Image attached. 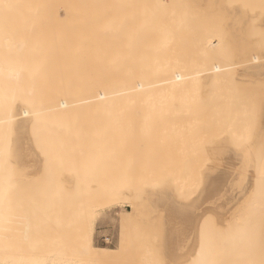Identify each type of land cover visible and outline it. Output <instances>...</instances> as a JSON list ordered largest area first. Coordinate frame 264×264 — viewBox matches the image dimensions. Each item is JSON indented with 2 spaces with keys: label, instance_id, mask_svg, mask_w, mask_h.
Here are the masks:
<instances>
[{
  "label": "rangeland",
  "instance_id": "1",
  "mask_svg": "<svg viewBox=\"0 0 264 264\" xmlns=\"http://www.w3.org/2000/svg\"><path fill=\"white\" fill-rule=\"evenodd\" d=\"M90 1H92V0H90ZM109 1V0H108ZM107 0H104L103 2L105 3V4H107V5H109V6H107V5H105V4H103L104 6H107V7H111V4H109V2H108ZM147 1V0H146ZM145 1V2H146ZM169 1V7H172V8H174L173 6H174V4H175V6H177L176 5V2H180V4H181V6L184 8V9H187L188 8V0H168ZM172 1V2H171ZM174 1V2H173ZM229 1H231L232 2V0H229ZM234 1H236V0H233V2ZM241 1H242V3H241ZM250 1H251V3H252V5H256V6H252L251 5V3H250ZM256 1L258 2V0H239V2H238V0L236 1V3L235 4H233V5H229V6H232V7H238V8H241V10L242 11H245L246 13H247V17L246 16H244L245 18H243V21H246V23H247V25H246V27L244 28V30H243V35H244V42H243V45L241 46V48L239 49V50H236V49H234V48H231V47H227V48H225L224 47V49L226 50L225 51V55L227 56V55H230L231 56V58H223L222 59V56L220 57V55H218L217 57H211L210 58V56H209V54H208V52L206 51V49H204V44L203 43H209V42H212V40H211V38L210 39H205L204 37L202 38V36H200V37H195V35L198 33V32H202V33H206L207 32V34L208 35H210L214 30H218V32L216 31L215 33H216V35H218V36H216L217 37V39H218V37H219V40H221L220 41V43L221 42H223V40L225 41V39H227V37H229L228 35H227V33H228V31H227V29H225L227 26V24L229 23L228 22V16L226 17V15H224V14H219V15H213V17L215 18L216 16H217V18H219L220 17V15H222V16H224V19L226 18V19H228V20H226L225 19V22H224V20H223V18L221 19V17H220V21H221V23L219 22V19H217V18H215L218 22H219V24H218V22L217 21H215L216 22V26H214V27H211V25L213 26V25H215V23H214V19L213 20H211V18H210V16H212V15H206V14H202L201 13V15H200V12H196V11H193L192 9H190L191 11V14H190V12H185V11H181L180 13V15L178 16V17H180V20L178 21V19L179 18H175L176 19V21H173L174 23H171V21L170 22H168V24L169 23H171V25L172 26H174V25H176L175 23H178V24H180V23H182V28L181 29H183L182 30V35H181V39H182V43H184V41H185V45H187V46H185L184 44H182L181 43V45H182V47H183V49L182 48H180V47H178V46H180L179 44H177V42L178 41H181V40H179L178 39V37L177 36H175L176 35V33H180L179 31L180 30H178V31H176L177 29H178V27H180V25L178 26V25H176L175 26V28H174V30H173V27L171 28V25H170V29L168 30V33H167V36L165 37L166 39H167V41L166 42H168V43H166V45H164L165 47H161L162 49H164V51H163V53H164V55H159L158 56V58H160V59H168L169 60V64H167V70H170V71H168L167 72V70L165 69V73L167 74V73H170L171 72V74H169L170 76L171 75H173L174 73V71L176 72V73H181V75H184V74H186V73H190V71L188 70V69H192L191 71L192 72H194L193 70H197V71H200V72H203V71H206L207 69H205V68H207V65H208V67L210 66H212V64L214 65V63H212L211 64V62H210V64L211 65H209V61H212L211 59H213L214 61H220V59H221V61L222 60H224V61H222V62H224V64H225V66H227L226 64H229L230 65V67H228V68H225L223 65H221V66H223L224 67V69H221V70H223L224 72L221 74V76H220V78H215V79H217L218 80V82H219V84H218V86H219V90L218 91H226V90H229V89H232L231 87H236V85L238 86V84L240 83L241 85H239L238 86V89L236 88L235 90H233V91H235L236 92V90H237V92L239 91V89L242 91V92H244L245 94H247V99H245L244 97H246V95L244 94V95H240L241 97L242 96H244V97H242V99L241 100H244V101H240V103L242 102V104L243 105H240L239 104V102H238V105H240V106H237V104H236V106L234 105V107L233 108H229V110H224V111H222L221 109H220V107H218V102H217V100L215 99V96H216V94H217V89H214V90H212V91H210V90H207V88H205L204 87V85L202 84V82H201V86H200V90L197 88V86H196V96L198 97L197 98V100L199 101V103L197 104V106H195L194 105V110H191L190 112H187V111H185V110H183L182 111V109H180L179 107H178V109H174V110H172L171 112H173V113H170L171 115V117H169V113L168 112H165V113H167L168 115L166 116L165 115V117L163 116L162 118H161V120H152L153 122H156V123H154L155 125H157L155 128H154V126L155 125H153V124H151V126L150 127H152V129H155L156 130V132L153 130V132L154 133H157L158 135H160V138H158V139H161V142H162V144H161V142H159L158 144H159V146H158V144H157V151H155L156 152V154L154 155V156H152L154 153L153 152H151V153H149V155H147V154H145V155H142V156H139L140 158L139 159H141V161H140V163H137V161H138V156H137V153H139V152H143V144H142V142H136V143H134L136 140H134V142H131L132 144L134 143L135 145H134V148L136 149V151H132V150H130L129 148V151L126 153L127 155H125L124 153H122V152H120V150H118V149H121L120 147L119 148H117V147H115V146H113L112 145V149L111 150H108L107 149V143H109V142H114L115 143V141L114 140H112V138H109V136L107 135V139L109 138V141L107 140L106 141V136H105V134L103 133V131L105 132V130L107 129V126L104 124V121L103 120H100L101 119V117H99V116H96V115H100V114H96V111L98 110L97 108H94V107H91L92 105H90L89 106V108L88 109H86V110H84V108H82L83 106L81 105V104H79V103H81V102H78V101H83V98L84 97H86V100H87V97L89 96V98H91V97H93V95H91L90 94V92H92L91 91V89L94 91V93H96L95 91V83H94V81L96 80L95 79V77H91V76H95V75H92V74H89V70H91V69H89L88 70V67H87V70L86 69H84V70H86L87 72V74L85 73V72H83L84 73V79L82 78V74L79 76V74H78V77H77V73H76V71H74V72H72L71 74L74 76V74H76L74 77H77V79H74L73 78V76L72 75H70V74H68V76H65L64 78H61V79H59V80H62L61 81V85L63 86L64 84L67 86V87H69V89H68V95L67 94H63V97H65V98H62V96H61V101H63V99H67L68 101L67 102H70L71 100H72V98H73V100L75 99V101L79 98V100L77 101V103H78V105H77V103H76V105L75 106H72L71 108L69 107V105L68 106H66L65 107V109H61V112H63L62 113V117H60V118H62V119H60V118H58V120H57V122L55 123L56 125H57V128H60V131H61V133L63 134V136L61 135V133L59 132V129H58V132H59V134H60V136H62V138L63 139H61V137L59 136V138L57 139L56 138V140H57V144L59 145V147H61L62 146V144L64 145V146H62L61 148H62V150L63 151H61V152H63V153H65V152H67L68 151V154H64L63 155V153H62V155L60 154V157L58 156L59 154V152H57V156H55L56 154H54V152H55V150H56V148L58 147L57 146V144H56V142H53L54 140H53V138L55 137H51V136H53L52 134H50L49 133V141L51 140H53L52 142H50V143H48L47 141H46V139L48 138V136H47V138L45 139V140H42L43 141V143H44V141L45 142H47V144H50V146H52V144L53 143H55L53 146V150H54V152L53 151H51L52 152V154H53V157H50V155H52L51 154V152H49L51 149H50V146L48 145V146H46V145H40V146H38L39 147V149H38V151L40 152V151H42V154H41V152H40V157H41V159H42V161H44L43 162V164H44V166H43V164H42V168H46L45 170H44V173H45V171H46V173L45 174H43V176L41 175V178H39V180H38V182H36L35 183V185L37 184H39L36 188L38 189H36L35 188V191L33 190V193L30 195H24L23 196V194L24 193H22L23 191H26V189H24V190H22V187L20 186V185H18V187L20 186V192L18 191V189L16 188H12L13 187V185H12V178H10V176H9V178H7L8 177V175H7V173H5V172H8L7 170H8V168L9 167H7V166H10V165H8V164H5V165H7V166H3V167H1V169H5L4 170V173H3V176H5L6 178L4 179V180H1L0 181V184H4V185H6V186H8L7 188H1L0 189V193L2 194V192H3V194L2 195H0V230H1V234L3 235H1L0 234V240H2L3 238L6 240L7 239V242H5V240L3 241L2 240V242L0 241V245H2V246H0V248H2V249H4L5 247L7 248V247H9L10 245L12 246V247H10V248H14V249H17V247L19 248L20 247V245H21V247H23V249H26L29 245H33L34 246V244L37 246V248L39 249V250H44V251H46V252H49V251H52V250H54V251H52V252H55V253H53V254H50L49 255V258H46V259H42L41 261H40V263L39 262H37V263H35V262H32L31 260H27L26 262H25V264H117L116 263V259H115V253H114V250L113 249H108V248H103V250H102V252H101V261L100 262H96V261H94L93 259L91 260L90 258H92V256H88V254L87 253H84V250H83V248H86V247H88V250L89 251H91L92 250V248H94V247H91V245H92V239L90 238V233H89V225H90V223L89 222H91L92 220H93V223L95 224V221H98V220H109L110 222H111V224H112V226L113 227H115V225H116V223H117V219L119 220V225H120V231L124 234L125 233V231L126 230H130V229H132V227L134 226L133 225V223L132 222H134L133 220H130L129 219V215L128 214H123L125 211H126V207L128 206V207H130L132 210H134L135 212H137V211H141L142 209H144V207H145V204H146V202H147V200H148V197H150L151 195H154V192H158V191H166V190H168V191H171V192H173L174 193V195L176 196V198L177 199H180V198H182L181 197V193H186L187 191H188V189H190V188H192V190L191 191H193L192 193H194V191H195V189H197V187L195 186V187H193L192 185H196V182H195V180H197V178L199 179V177H200V172H201V170H203L205 167H207V166H210L211 165V163H212V160H204V159H198V158H195V157H193V156H195V154L196 153H189L192 149H195V146L196 145H198V151H200V150H202V147H206V146H209V145H212V144H214L215 142H216V140H221V139H227L228 140V144H229V146L230 147H232L234 150H236V151H238V150H245V151H249L250 152V156H252L253 157V155H255V157L254 158H250V163H251V165L253 164H255L256 165V169L254 170V188L250 191V194H249V197H248V199L246 200V202L244 203V204H242V205H239L236 209H235V211L233 212V214H235V216H234V218H235V220H232V219H234L233 217H232V215H231V217H232V219H231V217H230V219L231 220H229L228 221V223L226 224V226H225V228H217V227H215L214 225L212 226V223L210 222V229L208 230V231H205V228H206V226H207V224H208V222L209 221H206V225H205V228H204V231H203V242L202 243H204V247H203V252H204V256H205V261L202 263V264H264V262H262V260H261V258L263 257V255H264V247H261V246H263L264 244V141H261V140H264V132H263V129H262V127L260 126V124L262 123V118H263V113H264V80L262 81V83H260V81H258V80H254V83H249V85H247L248 84V81H250V80H248V79H246V78H240V74H239V72L240 71H243L247 66H248V64L250 63L249 61L251 60V58L253 57V56H259V58H264V30H262V29H264V26H263V24L262 23H264V0H259V3H260V6H258L259 5V3H256ZM102 2V3H103ZM144 2V1H143ZM153 2V1H152ZM187 2V3H186ZM222 2L225 4V5H227V2H228V0H222ZM231 2H228V4L230 3V4H232ZM254 2V3H253ZM150 3V2H149ZM262 3V4H261ZM148 4V3H147ZM151 4H153V3H151ZM172 4V5H171ZM178 4V3H177ZM236 4H237V6H236ZM251 5V6H248V5ZM116 3H114V6H112L111 8H109V10L110 9H114V10H111V11H113L114 13L113 14H115V11H117L116 9H115V7L116 6H118V5H116ZM127 5V4H126ZM129 5V4H128ZM247 7H246V6ZM94 6L95 7H97L95 4H94ZM145 6H146V4H145ZM150 6V5H149ZM152 6V5H151ZM228 6V5H227ZM240 6V7H239ZM119 7V6H118ZM118 7H116V8H118ZM128 8H129V6H127ZM231 7V8H232ZM249 7V8H248ZM251 7V8H250ZM106 7H104V10H106L105 9ZM245 8V9H244ZM247 8L249 9L248 11H247ZM252 12H251V11ZM254 10V11H253ZM256 10V11H255ZM110 11V12H111ZM119 12L120 11H118V15H119V17H118V22H119V20H121L122 19V17L121 16H124V14L122 15L121 14V16H120V14H119ZM106 13H108V8H107V10H106ZM127 13V12H126ZM193 13V14H192ZM252 14V16H250ZM104 15H105V13H104ZM117 15V16H118ZM126 15H128V14H126ZM126 15H125V19L127 20H123V21H121V22H119L118 23V25H117V22H116V25L119 27H117L116 26V31L115 30H111L113 33H114V35H112V33H111V31H107V35H108V38H109V40H113L114 42H117V43H119V42H123L124 43V41H125V39H124V41H123V37L125 38V35H127V32L129 31V28H130V30H131V27L133 26L132 25V22H128L129 20V17H128V19L126 18ZM187 15V16H186ZM197 15V16H196ZM263 16V17H262ZM106 17V16H105ZM120 17H121V19H120ZM185 17V18H184ZM193 17V18H192ZM197 17H199V18H201L202 19V21H201V19H199V18H197L198 20H196V18ZM207 17H209L210 19L208 20V22H207ZM212 17V18H213ZM195 18V19H194ZM247 18V19H246ZM139 19V20H138ZM107 20H110L109 18L107 19ZM135 20H136V23H138V21H141V24H142V20H141V18H139V16H138V14H137V17L135 18ZM193 20V21H192ZM206 20V21H205ZM116 21V20H115ZM115 21L113 22L112 21V23H109L110 21H108L107 23H105V24H108V25H110L111 27L110 28H112V29H114L113 28V26H115V24L114 25H111V24H113V23H115ZM131 21V20H130ZM191 21V22H190ZM211 21H213L212 23H211ZM230 21V20H229ZM256 23H255V22ZM259 21V22H258ZM129 23V24H131V25H126V23L125 24H121V23ZM180 22V23H179ZM202 22V23H201ZM224 22V23H223ZM135 23V24H136ZM140 23V22H139ZM137 24V27H143L144 26V24H147L146 22H144L143 24H142V26H141V24ZM197 25H196V24ZM205 23H207L206 25H205ZM225 23H227V24H225ZM258 23H260V24H258ZM174 24V25H173ZM205 26H204V25ZM224 24H225V26H224ZM259 26H258V25ZM3 25H5V23H3ZM123 25H125V26H123ZM191 25V26H190ZM223 25V26H222ZM262 25V26H261ZM178 26V27H177ZM201 26V27H200ZM209 26V27H208ZM257 28H256V27ZM3 26H2V24H0V28H2ZM121 27H123V28H121ZM126 27V28H125ZM128 27V28H127ZM148 26L147 25H145V27H143L142 29H144V31L145 32H142V29H140L141 31H138L139 32V35H142L143 33H144V38H141V40L143 41V42H147L146 40L148 39H146V36H145V33L146 34H148L147 33V28ZM192 27V28H191ZM204 27V28H203ZM206 27V28H205ZM219 27V28H218ZM8 28V27H7ZM133 28V27H132ZM177 28V29H176ZM185 28H187V29H189L190 28V30H186ZM203 28V29H202ZM3 29H4V27H3ZM16 29V28H15ZM118 29V30H117ZM137 29H139V28H137ZM192 29V30H191ZM200 29V30H199ZM205 29V30H204ZM253 29V30H252ZM9 30V29H8ZM173 30V31H172ZM203 30H204V32H203ZM212 30V31H211ZM16 31H18L17 29H16ZM121 32V34H120V32ZM125 31V32H124ZM127 31V32H126ZM184 31V32H183ZM187 31V32H186ZM190 31V32H189ZM210 31V32H209ZM256 31V32H255ZM2 31L0 30V33H1ZM5 31H3V34H0V36L2 35V36H5L6 34L4 33ZM15 32V31H14ZM19 32V31H18ZM17 32V33H18ZM110 33V35L112 36V37H116V36H118L117 34H119V37H116V39L117 38H119V40H114V38L113 39H111V36L109 37V33ZM117 32V33H116ZM141 32V33H140ZM197 32V33H196ZM11 33H13V32H11V29H10V34ZM16 33V32H15ZM123 33H125V35L123 34ZM137 33V32H136ZM152 33V32H151ZM191 33H192V35H191ZM8 34V33H7ZM19 34V33H18ZM15 35L14 34V37H13V35H12V37H10V35H7V36H9L10 38H12V40L10 39V38H8V39H6L7 38V36H6V41H5V39L4 40H2V38L0 39L1 41H2V45H0V63L1 64H5L6 65V67L7 66H11V67H19V64L21 65L22 63H23V61L20 59V61L18 60V57H17V59H16V56L17 55H21L22 54V52L21 51H23V54H25L24 53V51L27 49L26 47H28V46H30V48L31 49H28L27 50V53L29 52H31V51H33L34 50V46L35 45H33V42L31 43V44H29L30 43V41L29 42H27L29 45L27 46V43H25V45H24V40L23 39H21V40H23L22 41V43H21V41H19L18 42V40H16L15 39V36L16 37H19V35ZM123 34V35H122ZM129 34H131L130 33V31L128 32V35L127 36H129V37H131V35H129ZM181 34V33H180ZM195 34V35H194ZM220 34V35H219ZM229 34V33H228ZM120 35H122L121 37H120ZM185 35V36H184ZM187 35V36H186ZM175 36V37H174ZM179 36V35H178ZM190 36H191V38H190ZM260 36V37H259ZM21 37V36H20ZM128 37V40H131V38H129ZM138 37V36H137ZM162 38H159L160 40H164V37L163 36H161ZM188 37L190 38V39H193V41H191V40H189L188 39ZM213 37V36H212ZM152 37H150L149 39H151ZM175 38H177V39H175ZM202 38V39H201ZM225 38V39H224ZM18 39H20V38H18ZM121 39V40H120ZM138 39H140L139 37H138ZM197 39H200V41H198ZM8 40H10V41H8ZM13 40H14V42H15V44H14V42H13ZM16 40V41H15ZM152 40V39H151ZM157 40V39H156ZM178 40V41H177ZM189 40V41H188ZM196 40V41H195ZM209 40V41H208ZM218 40V41H219ZM3 41H5L6 43H4L3 44ZM173 41V42H172ZM198 41V42H197ZM205 41V42H204ZM11 42H12V44H11ZM126 42H128V43H131L132 42V40H131V42H129V41H127V39H126V41H125V43ZM142 42V43H143ZM161 42V41H160ZM187 42V43H186ZM190 42V43H189ZM19 43V44H18ZM128 43H126V44H128ZM161 43H164L163 41L161 42ZM170 43V44H169ZM192 43H195V44H192ZM197 43H198V45H197ZM13 44L17 47V49H16V47L15 46H13ZM20 44H23V46L26 48L25 50H23L24 48L23 47H20ZM170 46H173V47H170ZM190 44H192L191 46H193V49H191L192 47L190 46ZM203 45V47H202V45ZM129 45V44H128ZM178 45V46H177ZM195 45H196V47H195ZM200 45V46H199ZM208 45V44H207ZM32 46H33V50H32ZM175 46H177V47H175ZM189 46V47H188ZM199 46V47H198ZM14 47V48H13ZM128 47H130V46H128ZM127 46L126 47H124V48H128ZM170 47V48H169ZM20 48L22 49V50H20ZM29 48V47H28ZM124 48H122L123 50H121L120 51V55H121V52L123 53V51H124ZM146 48V47H145ZM175 48H176V50H175ZM222 48V47H221ZM246 48H248V49H246ZM14 49H16V50H14ZM120 50V48H117V50H116V52H117V54H119V50ZM139 49V48H138ZM138 49L136 48V50H135V55H133L132 56V54H134V52H132V50H131V47H130V50L127 52V50H125L124 51V53L126 54H128L129 55V58H128V55H127V57H125L126 55H124V57H122L121 56V58H119L120 57V55L118 56L116 53H114L115 55H113L114 56V58H113V56L111 57V58H113V63L115 64V67H112V68H115V69H117L116 68V64L118 63L117 61H118V58L119 59H121V60H119L120 61V63H118V65H119V69L122 67V69L124 68V66H125V68L124 69H126V67L128 68L129 67V65H130V67H133V66H135L136 67V64H137V62H135V63H132L133 62V60H135L137 57H140V54L142 55V53H140V54H138L139 52H138ZM171 49V50H170ZM175 50V52H174V50ZM197 49V50H196ZM223 49V48H222ZM221 49V50H222ZM223 49V50H224ZM228 49L229 50H231L232 51V53H233V55H232V53H231V51H229V53H228ZM251 49V50H250ZM10 52H9V51ZM140 51L141 50H144V48H140L139 49ZM169 50V51H168ZM183 50V51H182ZM194 51V52H191V51ZM201 50V51H200ZM253 50V51H252ZM5 51V52H4ZM6 51H8V52H6ZM18 51L19 52H21V54L20 53H18ZM109 51V53H110V51L111 50H108ZM200 51V52H199ZM244 51V52H243ZM246 51V52H245ZM129 52L130 53H132V54H129ZM136 52H138V53H136ZM172 54H171V53ZM187 52V53H186ZM204 52V53H203ZM252 52V53H251ZM11 53V54H10ZM15 53V54H14ZM123 53V54H124ZM165 53H168L167 55L165 54ZM175 53V54H174ZM177 53V54H176ZM179 53H180V55H179ZM207 53V54H206ZM246 53V54H245ZM260 53V54H259ZM4 54V55H3ZM17 54V55H16ZM34 54V53H33ZM33 54L31 55V57L33 58ZM192 54V55H191ZM201 54V55H200ZM239 55H241L242 57L240 58V59H242V60H238V56ZM259 54V55H258ZM12 57H11V56ZM29 56V59H30V54H28ZM170 55V56H169ZM175 55V56H174ZM221 55H224V54H222L221 53ZM135 56V57H134ZM178 56V57H177ZM191 57V56H193V57H191V58H188L187 59V57ZM237 56V57H236ZM260 56H262V57H260ZM26 57H27V55L23 58V55H22V59H26ZM28 57H27V59H28ZM134 57V58H133ZM178 59H177V58ZM195 57V58H194ZM4 58H6V60L4 59ZM8 58H9V60H8ZM20 58V57H19ZM117 58V59H116ZM171 58V59H170ZM193 58V59H192ZM237 58V59H236ZM1 59H3V60H1ZM25 60V62L26 61H31V62H33L32 60L33 59H31V60ZM132 60V62H131V60ZM196 59V60H195ZM206 59V60H205ZM226 59H228V60H226ZM231 59H233L232 61H231ZM236 59V60H235ZM11 60V61H10ZM15 60V61H14ZM117 62H115V61ZM125 60V61H124ZM163 60L165 63H167V61L168 60ZM189 62H191V63H189ZM4 61V62H3ZM17 61V62H16ZM18 61H19V63H18ZM127 61V62H126ZM198 61V62H197ZM225 61H228V62H225ZM237 61H239V62H237ZM20 62H22V63H20ZM25 62L23 63V64H25ZM31 62H28L29 64H30V68H31ZM124 62V63H123ZM131 62V63H130ZM188 62V63H187ZM213 62V61H212ZM16 63H18V64H16ZM27 63V62H26ZM27 63V64H28ZM113 63H111L110 62V65L112 66V64ZM122 63H123V65H122ZM129 63V64H128ZM200 63H202V64H200ZM204 63H206V64H204ZM26 64V65H27ZM29 64L27 65V66H29ZM125 64H127V66L125 65ZM133 64V66H131ZM185 64V65H184ZM204 64V65H203ZM237 64V65H236ZM25 65V66H26ZM138 65V64H137ZM188 65H190V66H188ZM228 65V66H229ZM242 65V66H241ZM0 66H2V65H0ZM33 66H34V64H33ZM32 66V67H33ZM109 66V65H108ZM121 66V67H120ZM178 68H177V67ZM237 66H238V68H237ZM3 68H5V66L3 65L2 66ZM129 67V69H131ZM181 67H183V68H181ZM190 67V68H189ZM222 67V68H223ZM235 69H234V68ZM2 68V69H3ZM90 68V67H89ZM175 68H177L178 69V72H177V70L175 69ZM185 68H186V70H185ZM234 69L233 71L235 72V74L232 72V70L230 71V70H228V69ZM244 68V69H243ZM2 69H1V67H0V72L2 71ZM27 69H28V67H27ZM123 69V70H124ZM226 69V70H225ZM239 69V70H238ZM243 69V70H242ZM33 70H35V68L34 69H32V72H31V70L29 69V71H30V75H28V74H26V75H28V77L26 78L25 76V80H27V79H31V80H33L34 78H32L34 75H32L31 76V73L32 74H34L33 73ZM195 70V71H196ZM236 70V71H235ZM5 70L3 69V72H1V74L2 73H5L4 72ZM93 71V70H92ZM125 72H127L128 71V69H126V70H124ZM230 71V72H229ZM28 72V71H27ZM130 72V71H129ZM185 72V73H184ZM191 72V73H192ZM229 72V73H228ZM92 73H94V72H92ZM96 73V72H95ZM94 73V74H95ZM184 73V74H183ZM227 73V74H226ZM24 74V75H25ZM90 75V77H87V75ZM56 75L54 74V78H52V80H51V82L50 81H48V77H46V79H47V87H48V85H52L51 86V88H52V93H54L53 95L52 94H50L51 93V91L50 90H48V91H50V93H49V97H52V98H54V99H60L59 98V96L58 97H56L57 95L55 94L56 92H57V94H59L58 93V91L60 90V88H58L59 86H61L58 82H60L56 77H55ZM72 76V77H71ZM1 77V76H0ZM49 77H51V76H49ZM82 78L81 80L80 79H78V78ZM23 78V77H22ZM22 78H20V80L22 79ZM40 78H42V76H40ZM40 78H38V79H40ZM44 78V77H43ZM66 78H67V80H66ZM69 78V79H68ZM85 78H87V80L89 81L90 79H91V81H93V85H94V87L92 88H89V85L90 86H93L92 85V83H91V81H89L91 84H89V82L88 81H86V83L84 82L86 79ZM90 78V79H89ZM30 79L29 80H27L28 81V83L30 82H33V81H30ZM45 79V78H44ZM53 79H54V81H53ZM57 79V80H56ZM92 79H95V80H92ZM214 79V80H215ZM50 80V79H49ZM63 80H66V82H64ZM71 80H72V82H71ZM77 81L76 83H74V81ZM216 80V81H217ZM14 81V82H13ZM13 81H11L12 83H14V84H8L7 82H6V80L3 82V80H2V78H1V80H0V90L3 88V84H4V88H5V90H4V88H3V90H1L0 91V93H3V91L6 93L7 91H9V92H7L6 94V96L8 97V96H10L9 98L10 99H14V103H17L16 101H18V103L19 102H22L23 100V103L22 104H25V105H23L24 107H28L29 109H31L32 108V106L34 105V103H35V101H33L34 100V97H36L35 96V94H33V96H32V93H31V90H29L30 88H31V85L32 84H28L26 81L25 82H21V83H25V84H23L24 86H22V87H20V89L22 90L23 89V92L21 93L22 94V96L19 94L18 95V93L19 92H21V91H19V79H17V80H13ZM39 81V80H38ZM44 81L45 80H43V81H41L40 83L42 84V82L44 83ZM57 81V82H56ZM69 83H68V82ZM80 81H83V82H80ZM243 81V82H242ZM245 81V82H244ZM252 81V80H251ZM2 82V83H1ZM52 82H53V84H52ZM54 82L57 84H54ZM88 82V83H87ZM96 82V81H95ZM34 83V82H33ZM64 83V84H63ZM67 83V84H66ZM71 83H74V84H78V86H74L73 84V86H71ZM189 83H190V81H189ZM235 83V84H234ZM6 84V85H5ZM15 84H17V85H15ZM39 84V83H38ZM46 84V83H45ZM68 84H70V85H68ZM89 84V85H88ZM9 85V86H8ZM10 85L12 86V87H10ZM28 85V86H27ZM43 85V84H42ZM79 85H81V87H79ZM86 85V86H85ZM88 85V86H87ZM214 85V84H213ZM243 85V86H242ZM247 85V86H246ZM7 86V87H6ZM17 86V87H16ZM33 86V85H32ZM45 87H46V85H44ZM50 86H49V89H51L50 88ZM56 86V87H55ZM71 86V87H70ZM249 86V87H248ZM30 87V88H29ZM40 87V86H39ZM73 87V88H72ZM77 87V89L76 90H73L74 88H76ZM79 87V88H78ZM188 87V86H187ZM186 87V89H188ZM201 87H202V89H201ZM204 87V88H203ZM234 87V88H235ZM244 87V88H243ZM55 88L57 89V90H55ZM190 88H191V85H189V91H190ZM233 88V89H234ZM246 88V89H245ZM16 89V90H15ZM26 89V90H25ZM41 89H42V91L44 90V88H42L41 87ZM41 89L39 88V90H40V92L38 91V93L40 94L39 96L40 97H42L41 95H43L44 94V92H43V94H42V92H41ZM46 89V88H45ZM48 89V88H47ZM59 89V90H58ZM79 89V90H78ZM97 89V88H96ZM181 89V88H180ZM25 90V91H24ZM27 90H29V91H27ZM61 90H63V87H62V89ZM70 90V91H69ZM85 92H84V91ZM86 90H89V91H86ZM248 92H247V91ZM17 91H18V93H17ZM56 91V92H55ZM81 91V92H80ZM189 91H187L186 92V94H187V97L189 98V97H191L192 95L191 94H195L194 93V91H192V89H191V91H192V93H190ZM200 91V92H199ZM12 92V93H11ZM14 92V93H13ZM46 92L47 91H45V94H46ZM70 92V93H69ZM72 92H74V94L72 93ZM79 94H78V93ZM89 92V93H88ZM29 93V94H28ZM31 93V94H30ZM38 93H37V95H38ZM48 93V92H47ZM72 93V94H71ZM75 93H77L76 95H75ZM85 93V94H84ZM179 93V92H178ZM198 93H199V95H198ZM241 92L239 91V94H240ZM28 94V95H27ZM87 94V95H86ZM92 94H93V92H92ZM190 94V95H189ZM25 95H27V96H25ZM47 95V94H46ZM56 95V96H55ZM67 95V96H66ZM73 95H75L74 97H73ZM84 95V96H83ZM19 96H20V98L21 97H23V98H19ZM25 96V97H24ZM28 96H30L29 98H28ZM69 96H72V97H69ZM81 96V97H80ZM91 96V97H90ZM31 97H33L32 99H30ZM40 97H38V99L40 98ZM45 97V96H44ZM47 98V99H50V98ZM68 97V98H67ZM15 98H16V100H15ZM27 98V100H25ZM71 98V100H69ZM81 98V99H80ZM88 98V99H89ZM244 98V99H243ZM31 100V103L29 102L30 100ZM46 99V98H45ZM29 100V101H28ZM246 100H248V101H246ZM6 102L8 101V100H5ZM5 101H3V103H6ZM58 101H60V100H58ZM58 101H55V103H57ZM65 101V100H64ZM74 101V102H75ZM46 102H49V101H46ZM66 102V101H65ZM17 103V104H18ZM50 103H52V105L54 104V102H53V100H52V102H50ZM21 104V103H20ZM21 104V105H22ZM27 104H30V105H27ZM48 104L49 103H47L46 105H47V107H48ZM93 104V103H92ZM211 104H216L215 105V107H213L214 109H212V106H210ZM27 105V106H26ZM31 106V107H30ZM55 107V106H54ZM58 107V106H57ZM69 107V108H68ZM241 109H240V108ZM263 107V108H262ZM66 108L69 110H67L66 111ZM91 108H92V110H91ZM94 108V109H93ZM237 108V109H236ZM48 110H49V108H47ZM71 109V110H70ZM83 109V110H82ZM172 109V108H171ZM170 109V110H171ZM236 110V113H235V110ZM238 109H240L239 111H238ZM64 110H65V112H64ZM88 110H91V112L90 111H88ZM95 110V111H94ZM170 110H169V112H170ZM72 111H74V112H72ZM81 111V112H80ZM168 111V110H167ZM219 111H220V113H219ZM95 112V113H94ZM98 112H99V110H98ZM158 112V111H157ZM156 111L154 112V111H152L151 112V115H153V117H151V119H155V118H157V117H159V114H155V113H157ZM221 112H223V113H221ZM224 112H226V113H224ZM239 112V113H238ZM80 115H79V114ZM89 113H91V114H89ZM93 113V114H92ZM158 113H160V112H158ZM187 113H189V115H191L192 113V117H193V119H192V117L191 116H189V115H187ZM233 113H234V115H233ZM68 114V115H67ZM71 114V115H70ZM86 114V115H85ZM224 114V115H223ZM64 115V116H63ZM67 115V116H66ZM73 115V116H72ZM185 115L186 116V118H182L183 116ZM70 116V117H69ZM82 116V117H81ZM176 116V118H174ZM189 116V117H188ZM67 117V118H66ZM73 117V118H72ZM87 117V118H86ZM95 117V118H94ZM168 117H169V119L171 118V120H169L168 119ZM188 117V118H187ZM85 118V119H84ZM68 119V120H67ZM77 119H79L78 121H77ZM81 119V120H80ZM96 119L98 120V121H96ZM186 119V120H185ZM187 119H188V121H187ZM82 120H84V121H82ZM165 120V121H164ZM185 120V121H184ZM101 121H103V123H102V125H103V127L102 128H104L105 126H106V129L104 130H102L101 129ZM149 120H147V124L145 123L146 122V120H144V122L143 121H141V120H139V122H137L136 124H138L135 128H137V127H139V130H141V129H143L144 131H145V133H147L146 132V130H150V127H149V125L150 124H148L149 122H148ZM167 121V122H166ZM182 121H184V122H182ZM72 124H71V123ZM78 124V126H79V124H80V126L78 127V126H76L77 124ZM100 122V123H99ZM151 122V121H150ZM152 122V123H153ZM84 123H86V124H84ZM106 123V122H105ZM135 123V122H134ZM134 123H131V127L133 128L134 126H132ZM165 123V127L163 126V124ZM82 124V125H81ZM91 124V125H90ZM142 125V126H140V125ZM40 125H41V123H40ZM71 125L73 126V125H75V126H73V127H71ZM144 125V126H143ZM153 125V126H152ZM262 125V124H261ZM59 126H61L62 127V129H61V127H59ZM69 126H70V128H72V130H70L69 129ZM81 126H82V128H81ZM124 128H127V125H122ZM130 126V125H129ZM145 126H146V128H145ZM56 127V126H55ZM76 127H78V128H76ZM143 127V128H142ZM149 127V128H148ZM164 127V129L167 131L166 133H165V130H162V128ZM43 128H44V131L46 130L45 129V127L43 126ZM43 128H42V130H43ZM87 128V129H86ZM134 128V129H135ZM141 128V129H140ZM148 128V129H147ZM259 128H261V129H259ZM138 129V128H137ZM146 129V130H145ZM171 130V132H170V130ZM175 129V130H174ZM57 130V129H56ZM101 130H102V133H101ZM174 130V131H173ZM179 130H180V132H179ZM68 131H70V132H68ZM78 131H81V132H78ZM56 131H54L53 133H55ZM150 132V131H149ZM69 133V134H68ZM86 133H87V135L88 136H86ZM101 133V134H100ZM106 134H107V132H105ZM167 134V133H170V135H174V137H176V138H172V141H170V142H173L172 143V145L170 144V142H167V145H168V143H169V146H167V147H170L169 148V150L167 149V151H165L166 150V148H165V146H164V142L162 141V137L164 136L163 134ZM171 133H173V134H171ZM56 134H57V132H56ZM55 134V135H56ZM79 134V135H78ZM85 134V135H84ZM94 134V135H93ZM259 134H261V136L259 135ZM48 135V134H47ZM74 136V137H72V136ZM78 135V136H77ZM87 137V139L84 137ZM169 134H167L166 136H164V137H168L169 138V136H168ZM175 135H177V136H175ZM255 135V136H254ZM46 135H43V137H45ZM58 136V135H57ZM80 136H81V138L82 137H84V138H80ZM101 136H104V137H102L103 139H104V143L102 144L101 142H103L102 140V138H100ZM145 136V138H146V135H144ZM263 136V139L261 138ZM43 137H41L40 136V138H43ZM68 138V142H67V138ZM69 137H71V139L69 138ZM77 137H79V138H77ZM90 137V138H89ZM206 138V141L203 143L202 142V138ZM255 137V138H254ZM51 138V139H50ZM72 138L74 139L75 138V140H73L72 141ZM144 138V139H145ZM150 138H153V137H150ZM178 138V139H177ZM83 139H84V143H83ZM102 139V140H101ZM141 138H139V140H140ZM164 139V138H163ZM255 139V140H254ZM55 140V141H56ZM76 140H79V141H76ZM80 140H81V142H80ZM98 140H101L100 141V143H98L99 141ZM207 140H209L208 142H207ZM257 140V141H256ZM88 141V142H87ZM131 141V140H130ZM41 142V141H40ZM39 142V143H40ZM76 142V144H80L79 146L78 145H76V146H74V143ZM77 142H79V143H77ZM89 143V144H87V143ZM107 142V143H106ZM121 141H119L118 143H120ZM260 142V143H259ZM69 143V144H68ZM90 143H92V145L90 144ZM117 143V144H118ZM130 143V142H129ZM131 143H130V147H133V145L131 146ZM142 144V145H140V144ZM256 143V144H255ZM45 144V143H44ZM83 144H85V145H83ZM97 144H99V145H97ZM166 144V143H165ZM39 145V144H38ZM56 145V146H55ZM70 147H69V146ZM82 145V146H81ZM100 145H101V148H103L104 147V150L105 151H103V149L101 150V148H100ZM110 145H111V143H110ZM121 145V144H120ZM119 145V146H120ZM140 145V146H139ZM160 145H163V146H161L160 147ZM257 145V146H256ZM41 146H44V147H42V149H41ZM46 146V147H45ZM86 146L88 147V149L86 148ZM98 146H99V148H98ZM128 146V147H129ZM138 146V148H136V147ZM58 147V149H60ZM64 147V148H63ZM66 147V148H65ZM68 147V148H67ZM163 147V148H162ZM173 147V148H172ZM178 147H179V149H178ZM44 148H47V149H45L44 150ZM72 149V151L71 150H69V149ZM106 148V149H105ZM114 148V149H113ZM159 148H161L162 150H160ZM255 148V149H254ZM41 149V150H40ZM98 149H100L99 151H98ZM116 149V151L117 152H119V153H117L116 154V152L114 151ZM132 149V148H131ZM139 149H141V150H138ZM160 151H159V150ZM163 149H165V150H163ZM171 149H173L174 151H172ZM254 149V150H253ZM66 150V151H65ZM77 150H79V151H77ZM171 150V151H170ZM179 150H180V152H179ZM43 151H45V153L43 152ZM48 151V152H47ZM57 151V150H56ZM76 151V152H75ZM89 151V152H88ZM102 151V152H101ZM107 151V152H106ZM146 151V150H145ZM177 151V152H176ZM86 152V153H85ZM95 152H97V153H95ZM106 152V153H105ZM109 152V153H108ZM132 152V153H131ZM175 152V153H174ZM46 153H48V155H46ZM70 153L72 154V155H70ZM91 154V155H88V154ZM103 153H105V154H102ZM112 153V154H111ZM113 153H114V155H113ZM128 153H131V154H134V157H133V155H132V158L130 157L131 156V154L130 155H128ZM253 155H252V154ZM255 153V154H254ZM44 154H45V156H44ZM50 154V155H49ZM80 154H82L81 156H79ZM85 154V155H84ZM107 154V155H106ZM257 154H258V156L259 157H257ZM66 155V156H65ZM67 155H68V157H67ZM77 155V156H76ZM87 155V156H86ZM96 155V156H95ZM101 155H102V158H101ZM105 155V156H104ZM110 155H112V156H110ZM116 155H117V157H116ZM136 155V156H135ZM5 156V155H4ZM4 156H2V157H4ZM44 157V159H43V157ZM48 157V158H51V160L50 159H47L46 160V158L45 157ZM55 156V157H54ZM63 156H65V157H63ZM71 156V157H70ZM74 156H76L75 158H74ZM86 156V157H85ZM125 156V157H124ZM6 157V156H5ZM63 157V158H62ZM78 157H79V159H78ZM97 157H98V159H97ZM106 158V160L104 159V158ZM107 157H109V158H107ZM122 159H121V158ZM129 157H130V159H129ZM136 157V158H135ZM141 157H143V158H141ZM145 157H147V158H145ZM149 157V158H148ZM54 158H56L57 159V161L55 160L54 161ZM60 158H62L61 160H60ZM81 158H84L83 160L81 159ZM116 160H115V159ZM0 159H2L1 161L2 162H4L5 160H6V158H1L0 157ZM3 159H4V161H3ZM80 159H81V161H80ZM109 159V160H108ZM111 159V160H110ZM49 160V162H45V161H48ZM67 160H71L70 162L69 161H67ZM75 160H77V161H75ZM102 160V161H101ZM117 160H119V162L117 161ZM132 160L134 161H136V163H135V161L132 163ZM53 163H52V162ZM65 161V162H64ZM74 161V162H73ZM79 161V162H78ZM82 161H84V162H82ZM103 161H105V162H103ZM125 161V163L126 164H124V166H123V163L122 162H124ZM146 161V162H145ZM150 161V162H149ZM256 161H258V163H256ZM52 164H51V163ZM54 162H56V164L54 163ZM63 162V163H62ZM78 162V163H77ZM114 162V164H112ZM130 162L132 163L131 165H130ZM254 162V163H253ZM49 163V164H48ZM66 163V164H65ZM67 163H68V165H67ZM70 163H72V164H70ZM81 163H82V165H81ZM102 163V167H101V169L103 170L102 171V173L103 172H105V173H103L104 175H103V179L106 181L105 183L106 184H104V185H107V187L106 186H102L103 188H102V192H101V186L100 185H98L100 182H98V180L97 179H95L96 177L95 176H99V172L98 171H96L97 169L99 170L100 169V164ZM104 163V164H103ZM118 163V166L116 165V164ZM128 163V164H127ZM151 163H154L153 165L154 166H152L151 165ZM4 164V163H3ZM53 164H54V166H53ZM109 164V165H108ZM111 164V165H110ZM137 164V165H136ZM258 164V165H257ZM51 165V166H50ZM67 165V166H66ZM72 165H73V167H72ZM76 165V166H75ZM80 165V166H79ZM97 165V166H96ZM100 165V166H99ZM107 165V166H106ZM141 165V166H140ZM252 165V166H253ZM254 165V166H255ZM116 166V167H115ZM129 166H130V168H131V171L129 170L130 168H129ZM132 166V167H131ZM150 166H152V167H150ZM171 166V167H170ZM49 167V168H48ZM54 167H56V169L54 168ZM105 167V168H104ZM109 167H112V168H109ZM117 168V169H115V168ZM127 167V168H126ZM135 167V168H134ZM138 167V168H137ZM198 168L199 170H198V175H195L196 173H195V168ZM68 168V169H67ZM71 168V169H70ZM81 168V169H80ZM95 168H97L96 170H95ZM126 168V169H125ZM10 169H12V168H10ZM53 169H55V170H53ZM59 169H61V170H59ZM80 169V170H79ZM105 169V170H104ZM111 169V170H110ZM253 169V168H252ZM65 170H68V171H65ZM94 170V171H93ZM115 170V171H114ZM116 170H117V172H116ZM121 170V171H120ZM123 170V171H122ZM128 170V171H127ZM144 170V171H143ZM2 171V170H1ZM12 171V170H11ZM50 171V172H49ZM60 171H61V175H60ZM63 171H65V172H63ZM75 171V172H74ZM127 171V172H126ZM134 171V172H133ZM141 172L142 173V176H138L137 174H135V177H132V176H134L133 174L134 173H136V172ZM144 173H146L145 175H144V177H143V172ZM149 171V172H148ZM52 172V173H51ZM57 172H59V173H57ZM69 173V174H67V173ZM70 172H72V173H70ZM76 172H78V173H76ZM98 172V174L97 175H95L96 173ZM109 172V173H108ZM113 172V173H112ZM139 172V173H140ZM9 173H10V171H9ZM8 173V174H9ZM51 173V174H50ZM80 173V174H79ZM138 173V174H139ZM67 174V175H66ZM119 174V175H118ZM129 174H130V176H129ZM149 174V175H148ZM45 175H47V176H45ZM54 176L53 178L52 177H50V176ZM79 175H81V176H79ZM112 175L114 176L113 178H112ZM124 175V176H123ZM136 175L138 176V178L136 177ZM141 175V174H140ZM49 176V177H48ZM61 176V177H60ZM78 176L80 177V179L78 178ZM107 176V177H106ZM117 176V177H116ZM149 176V177H148ZM43 177V178H42ZM58 177V179H56ZM63 177V178H62ZM105 177H106V179H105ZM110 177V178H109ZM120 177H121V179H120ZM169 177H171V178H169ZM82 178V179H81ZM119 178V179H118ZM125 178V179H124ZM139 178H141V180H138ZM45 179V180H44ZM49 179V180H48ZM65 179V185L67 184V181L69 180L70 182H71V186H72V183L74 182V186H72V188H71V191H68V193H65V195L63 196V192H67V190H68V184L66 185V190L64 189V187H62L63 189H64V191L63 190H61L60 191V189H59V185H61L62 186V184H63V181L62 180H64ZM76 179V180H75ZM77 179L79 180V181H77ZM116 180L115 182V184H112V183H109V182H113L114 183V181L113 180ZM129 179L130 180H132V179H134L133 181L135 182H130L129 181ZM148 179V180H147ZM256 179H257V182H256ZM9 180H10V182H11V184H10V182H9ZM52 180H54V181H52ZM58 180V181H57ZM100 180V179H99ZM136 180H138V181H140V183L139 182H137ZM146 181V183H145V181ZM171 180V181H170ZM45 181V182H44ZM47 181V182H46ZM57 181V182H56ZM60 181L62 182V183H60ZM82 181V182H81ZM96 181L98 182V183H96ZM108 181V182H107ZM117 181H118V183H117ZM170 181V182H169ZM40 182V183H39ZM51 182H55L54 184L52 183V185H51ZM58 182H59V185H57L58 184ZM89 182H91V183H89ZM102 182V181H101ZM174 182V183H173ZM46 183V184H45ZM84 185H83V184ZM104 183V182H103ZM102 183V184H103ZM109 183V184H108ZM128 183H131L132 184V186H131V184H128ZM143 183H145V185L143 184ZM173 183V184H172ZM42 184V185H41ZM45 184V185H44ZM76 184V185H75ZM111 184L114 186V185H116L115 187H114V190L112 191V188H110L111 187ZM95 185H97V186H95ZM108 185H110V186H108ZM12 186V187H11ZM50 186V187H49ZM52 186V187H51ZM78 186V187H77ZM100 186V187H99ZM256 186V187H255ZM45 187V188H44ZM73 187H74V189H73ZM90 187V188H89ZM116 187H118L117 189H118V194H117V196H118V200H116V198H115V190H116ZM126 187H129V188H126ZM163 187V188H162ZM9 188H12L11 190H12V192L13 193H11V192H9L10 190H9ZM58 188V189H57ZM91 188L93 189V192H91L92 190H91ZM13 189H15V190H13ZM43 189H47L48 190V192L46 191V190H43ZM49 189H52V190H54V192H56L57 190L58 191H60V192H58V193H61V196H63V198L65 197V201H63L64 199H62V197H59V195L58 196H56V197H59L60 199H62V202H64L63 204H62V202H61V200L60 199H58V198H56V199H58L57 201H56V203H55V207L56 208H53V207H49V208H51L50 210L49 209H47L48 207L46 206L47 204V202H49L50 200H49V198L47 199V196L46 195H44V193L45 192H43L42 193V191H46V193H50L51 191L49 190ZM100 189V190H99ZM128 189V190H127ZM133 191H132V190ZM254 189H255V191H254ZM56 190V191H55ZM76 190V191H75ZM79 190V191H78ZM111 190V191H110ZM7 191V192H6ZM18 191V192H17ZM22 191V192H21ZM50 191V192H49ZM9 192V193H8ZM15 192H17V193H19V195L20 196H16L17 195V193H15ZM31 192V191H30ZM34 192L36 193L35 195H34ZM77 192V193H76ZM16 195H15V194ZM29 193V192H28ZM28 193H26V194H28ZM80 193H82L81 195H82V197H81V195H80ZM89 195H87V194ZM92 193H94V194H92ZM191 193V192H190ZM190 193L187 195V196H185L184 198H183V200H189L190 198H191V195H190ZM253 193V194H252ZM38 194V195H37ZM40 194V195H39ZM41 194H43L44 196V199L45 200H43L42 199V196H41ZM73 196H72V195ZM74 194H76V196L78 195V197H77V199H75L76 197H75V195ZM86 194V195H85ZM94 195V196H92V195ZM97 194H100V195H97ZM103 194V195H102ZM10 195V196H9ZM48 195V194H47ZM66 195H68L67 197H70V198H66ZM80 195V196H79ZM180 195V196H179ZM8 196V197H7ZM12 196L14 197V198H12ZM28 196H30L29 198H28ZM86 196V197H85ZM189 196H190V198H189ZM20 197V198H19ZM24 197H26V198H24ZM33 197H36V198H33ZM38 197H40V199H38L37 200V198ZM49 197V196H48ZM73 197H75V198H73ZM91 197V198H90ZM6 198V199H5ZM16 198V199H15ZM34 200H33V199ZM79 198V199H78ZM103 198V199H102ZM189 198V199H188ZM9 199V200H8ZM13 199V200H12ZM28 199V200H27ZM67 199V200H66ZM69 199V200H68ZM90 199V200H89ZM107 199V203H106V201L105 200ZM8 200V201H7ZM49 200V201H48ZM79 200H80V202H79ZM83 200H85V201H83ZM86 200H87V202H86ZM13 201V202H12ZM34 201H36V203L34 202ZM38 201V202H37ZM41 201V202H40ZM44 201V202H43ZM69 201V202H68ZM72 201V202H71ZM96 201V202H95ZM100 201V202H99ZM105 201V202H104ZM9 202H10V204H9ZM24 202V203H23ZM74 202V203H73ZM79 202V203H78ZM85 202V203H84ZM103 204H102V203ZM117 202V203H116ZM19 203H21V204H19ZM27 203V204H26ZM29 203V204H28ZM38 203V204H37ZM50 203V202H49ZM61 203V204H60ZM76 203V204H75ZM81 203V204H80ZM87 203V204H86ZM97 203V204H96ZM19 204V205H18ZM32 204H35L34 205V208H33V205ZM36 204L39 206H36ZM66 204V205H65ZM69 204V205H68ZM103 206H102V205ZM105 204V205H104ZM106 204H108L107 206H106ZM32 206V208H31V206ZM42 205V206H41ZM50 205V204H49ZM52 205H54V203L52 202ZM62 205L64 206V207H62ZM68 205V206H67ZM75 205H77V206H75ZM94 205V206H93ZM100 205H101V207H100ZM21 206H23V207H21ZM51 206V205H50ZM83 206V207H82ZM89 206V207H88ZM105 206V207H104ZM8 207V208H7ZM11 207V208H10ZM25 207V208H24ZM73 207V208H72ZM86 207V208H85ZM5 208V209H4ZM25 210V212H24V210ZM37 208H38V210H37ZM43 208V209H42ZM44 208H46V210L44 209ZM68 208V209H67ZM71 208V209H70ZM75 208V209H74ZM102 208V209H101ZM7 209H9V210H7ZM29 211H28V210ZM74 209V210H73ZM82 209V210H81ZM117 209H119V210H117ZM23 210V211H22ZM33 210V211H32ZM42 210H44V212H40V211ZM62 210V211H61ZM64 210V211H63ZM79 210V211H78ZM89 210V211H88ZM237 210V211H236ZM23 212V213H22ZM29 214H28V213ZM49 212H51L50 214H48ZM84 212V213H83ZM91 212V213H90ZM25 213V214H24ZM39 213H42L41 215H39ZM54 213V214H53ZM87 213V214H86ZM139 213V212H138ZM17 214V215H16ZM35 214H37V215H35ZM45 214V215H44ZM75 214V215H74ZM84 214V215H83ZM25 215H27L26 217H25ZM7 216V217H6ZM9 216V217H8ZM18 216V217H17ZM55 216V217H54ZM82 216V217H81ZM240 216V217H239ZM34 217V218H33ZM45 217V218H44ZM6 218H8V219H6ZM17 218V219H16ZM18 218H20V219H18ZM33 218V219H32ZM36 218V219H35ZM91 218V219H90ZM24 219V220H23ZM29 219V220H28ZM39 219V220H38ZM46 219V220H45ZM64 219V220H63ZM72 219V220H71ZM88 219V220H87ZM238 219V220H237ZM4 220V221H3ZM15 220V221H14ZM63 220V221H62ZM74 220V221H73ZM77 220V221H76ZM5 221H6V223H5ZM14 221V222H13ZM20 221V222H19ZM27 221V222H26ZM48 221V222H47ZM50 221V222H49ZM68 223H67V222ZM234 221H235V223H234ZM19 222V223H18ZM82 222V223H81ZM85 222V223H84ZM232 222V223H231ZM16 223H18V224H20V225H17ZM24 223H27V224H24ZM38 223H39V226H38ZM66 223V224H65ZM235 225H234V224ZM85 225V227H87V228H85V227H82L81 228V226L82 225ZM88 224V225H87ZM2 225V226H1ZM5 225V226H4ZM28 225V226H27ZM45 225V226H44ZM47 225H48V227H47ZM77 225V226H76ZM230 225V226H229ZM235 227H234V226ZM8 226V227H7ZM10 226V227H9ZM14 228H13V227ZM38 226V227H37ZM44 226V227H43ZM231 226L233 227V228H231ZM3 227H5V229H3ZM21 227V228H20ZM30 228V230H28V228ZM49 227H51L50 228V230H48L49 231V233L46 231ZM61 227V228H60ZM65 227H66V229H65ZM229 228V230H228V228ZM10 228V229H9ZM26 228V229H25ZM54 228V229H53ZM73 228V229H72ZM230 228H231V230H230ZM13 229H15V230H13ZM46 229V230H45ZM63 229V230H62ZM72 229V230H71ZM9 230V231H8ZM20 230V231H19ZM28 230V231H27ZM34 230V231H33ZM65 230V231H64ZM81 230V231H80ZM15 231V232H14ZM24 231H25V233H24ZM30 231V232H29ZM3 232H5V233H3ZM8 232V233H7ZM20 232V233H19ZM22 232V233H21ZM27 232V233H26ZM28 232H29V235H28ZM34 232V233H33ZM43 233V234H40V233ZM65 232V233H64ZM69 232V233H68ZM87 232V233H86ZM9 233H11V234H13V235H9L8 236V234ZM204 233L207 235H204ZM6 234V235H5ZM66 234V235H65ZM25 235H27L26 237H25ZM34 235V236H33ZM40 235V236H39ZM54 235V236H53ZM68 235V236H67ZM18 236V237H17ZM20 236V237H19ZM64 236H66L65 238H64ZM88 236V237H87ZM230 236H232V237H230ZM3 237V238H2ZM6 237V238H5ZM23 237H25V241L23 240ZM45 237V238H44ZM48 237H50V238H48ZM57 237H62V239H63V241L64 242H62V239L61 238H57ZM73 237V238H72ZM27 239V240H26ZM46 239V240H45ZM52 239V240H51ZM59 239H60V241H59ZM70 240V243H69V241L67 242L66 240ZM91 239V240H90ZM81 241V242H83V243H79V241ZM89 240V241H88ZM3 242H4V244L5 245H7V246H4V244H3ZM9 242H10V244H9ZM16 242V243H15ZM72 242V243H71ZM89 242V243H88ZM61 243V244H60ZM74 243V244H73ZM79 243V245H77ZM85 243V245H87V246H83V244ZM60 244V245H59ZM19 245V246H18ZM39 245H41V246H39ZM81 245V246H80ZM27 246V247H26ZM43 247V248H42ZM53 247V248H52ZM83 247V248H82ZM10 248H8V249H10ZM41 248V249H40ZM48 248V249H47ZM60 248H61V251H60ZM80 248V249H79ZM81 248H82V250H81ZM95 248H97V247H95ZM51 249V250H50ZM59 249V251L61 252H59V251H57ZM66 249V250H65ZM63 250H65V251H63ZM72 250V251H71ZM74 250V251H73ZM78 250H80V252H78ZM87 250V249H86ZM56 252H58V253H56ZM65 252V253H64ZM67 252V253H66ZM63 253V254H62ZM71 253V254H70ZM131 253V252H130ZM59 254V256H57ZM67 254H70V255H67ZM84 254V255H83ZM77 255V256H76ZM91 255V254H90ZM56 256V257H55ZM68 256H70V257H68ZM74 256H75V258H74ZM132 257V254H129L128 255V258H131ZM153 257H155V256H153ZM76 258H78V260H76ZM80 258H81V260H80ZM252 258V259H251ZM82 259H84V260H82ZM89 259H90V261H89ZM121 259V258H120ZM262 259H264V258H262ZM93 261V262H92ZM128 262H119L118 264H127ZM7 264H18V262H16V261H9V263H7ZM139 264H142V263H139ZM143 264H150V263H143ZM156 264H162V263H157L156 262Z\"/></svg>",
  "mask_w": 264,
  "mask_h": 264
},
{
  "label": "bare ground",
  "instance_id": "2",
  "mask_svg": "<svg viewBox=\"0 0 264 264\" xmlns=\"http://www.w3.org/2000/svg\"><path fill=\"white\" fill-rule=\"evenodd\" d=\"M104 0H92V1H90V0H0V24H2V26L4 27V29H3V27L2 28H0V30L2 31L0 34H3V31H5L4 33L6 34L5 36H0V39L2 38V40H4L5 38H6V36L7 35H10V37H12V35H13V37H14V34L15 35H17L18 33V35H19V37H16L15 36V39L16 40H18V42L19 41H21V43H22V41L24 40L25 42H24V45H25V43H27V42H29L30 41V43L29 44H31L32 42H33V45H35L34 47V50H33V46H32V50L33 51H31L30 53L28 52L27 53V50L28 49H31L30 48V46H28L29 44L27 43V46L29 47H24L23 46V44H20V47H23L22 49L23 50H25L24 51V53L25 54H23V51H21L22 52V54H21V52H19L18 51V53H20L21 55L19 56V55H17L16 56V59H17V57H18V60L20 61V59L23 61V63L25 62V60L27 59V57L29 56L28 54H30V59H29V57H28V59L27 60H31V59H33L32 61L33 62H31V61H26L27 63L28 62H31L32 64V66H33V64H34V66L32 67L31 66V68H30V64H29V66H27L28 64L25 62V64H23L22 62H20V63H22L21 65L19 64V67H11V66H7L6 67V65L5 64H1L0 63V65H4L5 66V68H3L2 66H0L1 67V69L3 68L5 71V73H2L1 74V72H3V69H2V71L0 72V80H1V78H2V80H3V82L6 80V82L8 83V84H14V83H12L11 81H13V80H17V79H19V82L21 81V82H27L28 83V81L27 80H29V79H27V80H25V77L27 78L28 77V75H30V71H29V69L31 70V72H32V69H34L35 68V70H33V73L34 74H32L31 73V76L32 75H34L32 78H34L33 80H31L30 79V81H33V82H29L30 84H32L31 85V88L29 89V90H31V93H32V96H33V94H35V96L36 97H34V100L33 101H35V103H34V105L32 106V108L31 109H29L28 107L26 108V107H24L23 105H25V104H22L23 103V101L22 102H19L18 103V101H16L17 103H14V99H10L11 97L10 96H6L7 94V92H9V91H7L6 93L3 91V93H0V154L2 155V156H4V157H2L1 155V158H6V160L4 161V159H3V161L4 162H2V165H1V167H3L5 164H8V165H10V166H7V165H5V166H7V167H9L8 168V172H5V173H7V175H8V177L7 178H9V176H10V178H12V185H13V187L12 188H17L18 189V191L21 189L20 188V186L22 187V190H24V189H26V191H21L22 193H24L23 194V196L25 195H29L30 193L32 194L33 193V190L35 191V188L39 185H35V183L36 182H38V180H39V178H41V175L43 176V174H45L46 173V171H45V173H44V170L46 169V168H42L41 166H36V168H38V171L39 172H36L37 174L36 175H34V176H30V173H28L29 171L27 170V169H24L25 167H27L28 165H26L27 163H25L26 161H24L23 162V160L26 158H22L23 157V155H22V157H21V159H22V161H21V159L19 160L20 162H21V165L23 166V168H20V166L18 165V163L16 162V160L17 159H15L16 157H15V155H16V151H17V146L19 147V148H22L23 146L22 145H18V141H19V143H21V139L22 138H25L26 140H30V139H28L29 138V131H31V134H32V137H30V138H32V140H33V145L35 146L34 148L36 149V148H38L39 149V147L38 146H40L41 144L42 145H46L47 144V142L48 143H50V142H52L53 140V142H56V144H57V140H56V138L58 137L59 138V136H60V134H59V132L61 133V131H60V128H57V125L55 124L56 122H57V120H58V118H60V117H62V113L63 112H61V109L63 110V109H65V107L66 106H68L69 105V107L71 108L72 106H75L76 105V103H77V101L79 100V98L75 101V99L73 100V98H72V100H71V98L69 99V100H71L70 102H67L68 100L67 99H63V101H61V96H62V98H65V97H63V94H67L68 95V89H69V87H67L64 83V85L62 86L60 83H61V81L62 80H59V79H61V78H64L65 76H68V74H70V75H72L73 73L72 72H74V71H76V73H77V77H78V74H79V76L82 74L83 76H82V78L84 79V76L88 73L87 71L89 70V69H91V70H89V74H92V75H95V76H91L92 78L93 77H95V79H92V80H95L94 81V85L96 86L95 87V92L96 93H94V91L91 89V91L93 92V94H92V92H90L89 90H86V91H89L90 92V94L91 95H93V97H91V98H89V96L87 97V100H86V97H84L83 98V101H78V102H81V103H79V104H81L83 107L82 108H84V110H86V109H88L89 108V106L90 105H92L91 107H94V108H97L98 110H99V112H98V110L96 111V114L98 113V114H100V115H96V116H99V117H101V119L100 120H103L104 121V124L107 126V129H106V126L104 127V128H102L103 127V125H102V123H103V121H101V129L103 130H105V132H107V134L103 131V133L105 134V136H106V141L108 140L109 141V138H112V140H114L115 141V143L114 142H109V143H107V149L108 150H111L112 149V145L113 146H115V147H117V148H121V149H118V150H120V152H122V153H124L125 155H127L126 153L129 151V149L130 150H134V151H136V149L134 148V143H136L137 141L139 142H142V144H143V152L141 151V152H139V153H137V156H138V161H137V163H140V161H141V159H139L140 157L139 156H142V155H145V154H147V155H149V153H151V152H153L154 154L152 155V156H154L155 154H156V152L155 151H157V144L159 143V142H161V139H158V138H160V135H158L157 133H154L153 132V130L156 132V126L157 125H155L154 123H156V122H153L154 120H161V118L164 116L165 117V115L167 116L168 114L167 113H165V112H168L169 113V117H171L170 115V113H173V112H171L172 110H176V109H178V107L180 108V109H182V111L183 110H185V111H187V112H190L191 110H194V105L195 106H197V104L199 103V101L197 100V98L199 97H197L196 96V89L198 88H200V86L203 84H201V82L203 81L202 80V76H203V73L205 72L206 74H208V76H209V78H208V76H207V80L209 81L208 83H206V84H208L207 85V90H210V91H212V90H214V89H217V94H216V96H215V99L217 100V104H218V107H220V109L222 110V111H224V110H229V108H233L234 107V105L236 106V104H237V106H240V105H243L242 104V102L240 103V101H244V100H241L242 99V97H244V96H240L241 94L242 95H244L245 93L244 92H242L240 89H239V91L241 92L240 94H239V91L237 92V90H236V92L235 91H233V90H235L236 88L238 89V86L239 85H241L240 83L238 84V86L236 85V87L234 88V87H231L232 89H229V90H226V91H218L219 90V86H218V84H219V82H218V77H217V79H215L214 78V76H216L215 74H217V75H219V74H222V73H220L221 71H223V70H221V69H224V67L225 68H228V67H230V65L229 64H226L227 66H225V64H224V62H216L215 63V61L213 60V59H211L213 62H214V65L212 64L213 62L212 61H209V65H211L212 64V66L210 67H208V65H207V70L206 71H203V73L202 72H200V71H197L196 69V71L195 70H193L194 72H192L190 69H188L189 71H190V73H186V74H184V75H181V73L179 74V73H176L175 71L173 72L174 74L173 75H169V74H171V72L170 73H165V69L167 70V64H169L170 62H169V60L168 59H166V60H168L167 61V63H165L163 60H165V59H160V58H158V56L161 54V55H164V53H163V51H164V49H162L163 47H165L164 45H166V43H168V42H166L167 41V39L165 38L166 36H167V33H168V30L170 29V25H171V23H174L173 21H176V19L175 18H179L178 19V21L180 20V17H178L181 13V11H182V6H181V4H180V2H176V5L177 6H175V4H174V8H172V7H169V1L168 0H107L108 2H109V4H111V7L112 6H114V3H116V5H118V6H116V7H118V8H116L115 7V9L117 10V11H115V14H113L114 12L113 11H111V10H114V9H110L109 10V8H111V7H107V6H109V5H107V4H105L104 2H103ZM144 1V2H143ZM146 1V2H145ZM153 1V2H152ZM175 1V0H174ZM173 1V2H174ZM186 1V0H185ZM198 1V0H197ZM210 1V0H209ZM222 1V0H221ZM237 1V0H236ZM236 1H234L233 2V0H232V2L231 1H229L228 0V2H231L232 4H228V2H227V5L229 6V5H233V4H235L236 3ZM261 1V0H260ZM103 2V3H102ZM150 2V3H149ZM172 2V1H171ZM218 2V1H217ZM238 2H239V0H238ZM262 2V1H261ZM148 3V4H147ZM151 3H153V4H151ZM178 3V4H177ZM187 3V2H186ZM189 3H190V1H189ZM189 3H188V8H189ZM199 3V2H198ZM197 3V5H195L196 7L199 5ZM220 3V2H219ZM241 3H242V1H241ZM250 3H251V1H250ZM254 3V2H253ZM256 3H259V0H258V2L256 1ZM94 4L97 6V7H95L94 6ZM103 4H105V5H107V6H104ZM127 4V5H126ZM129 4V5H128ZM145 4H146V6H145ZM190 4H193V2H191ZM209 4V3H208ZM211 4V3H210ZM215 4V3H214ZM262 4V3H261ZM150 5V6H149ZM152 5V6H151ZM172 5V4H171ZM201 5V4H200ZM199 5V6H200ZM204 5V4H203ZM222 5H223V3H222ZM248 5V4H247ZM251 5H252V3H251ZM251 5H248V6H251ZM127 6H129V8L127 7ZM212 6V5H211ZM215 6V5H214ZM236 6H237V4H236ZM246 6V5H245ZM252 6H256V5H252ZM258 6H260V3H259V5ZM104 7H106L105 9L107 10V8H108V13H106V10H104ZM192 7V6H191ZM190 7V8H191ZM206 7V6H205ZM240 7V6H239ZM247 7V6H246ZM211 8V7H210ZM237 8V7H236ZM249 8V7H248ZM247 8V11L249 10ZM251 8V7H250ZM192 9V8H191ZM197 9V8H196ZM200 8L198 7V12L200 11L199 10ZM208 10H206V11H209V8H207ZM234 9V8H233ZM238 9V8H237ZM245 9V8H244ZM190 10V9H189ZM193 10V9H192ZM224 10V9H223ZM235 10V9H234ZM240 10V9H239ZM111 11V12H110ZM118 11H120L119 12V14H120V16H121V14L123 15L124 14V16H121L122 17V19H121V17H120V19L121 20H119V22H121V21H123V20H126L124 17H125V15L126 14H128V15H126V18L128 19V17H129V21L128 22H132V27H131V30H130V28H129V31H130V33L131 34H129V35H131V37H129V36H127L128 35V32H127V35H125V33H123L124 35H125V38L123 37V41H124V39H125V41H126V39H127V41H129V42H131V40H132V42L131 43H128V42H126V43H128V44H126L125 43V41H124V43L123 42H119V43H117V42H114L113 40L111 41V40H109V38H108V35H107V31L109 30V31H113V30H115L116 29V26L118 25V17H119V15H118ZM191 11V10H190ZM205 11V12H206ZM212 11V10H211ZM211 11H210V13H211ZM220 11H221V9H220ZM225 11V10H224ZM251 11V10H250ZM254 11V10H253ZM256 11V10H255ZM127 12V13H126ZM197 12V11H196ZM204 12V11H203ZM213 12H215V11H213ZM249 12V11H248ZM252 12V11H251ZM104 13H105V15H104ZM207 13V12H206ZM244 13V12H243ZM246 13V12H245ZM137 14H138V16H139V18H141V20H142V24L144 23V22H146L147 24H144V26L143 27H145V25H147L148 27V29H147V33L148 34H146L145 33V36H146V41L147 42H143L142 40H141V38H144L143 36H144V33L142 34V35H139V32L138 31H141L140 29H142L140 26L139 27H137V24L139 23V24H141V21H138V23H136V20H135V18L137 17ZM190 14H191V12H190ZM193 14V13H192ZM225 15H226V13H224ZM118 15V16H117ZM200 15H201V13H200ZM214 15V14H213ZM213 15L212 16H210V18H211V20H213L214 21V23H215V25H211V27H214V26H216L217 24H216V22L215 21H217L215 18H217V16L214 18L213 17ZM106 16V17H105ZM181 16V15H180ZM187 16V15H186ZM197 16V15H196ZM222 15H220V17H221ZM228 15H226V17H227ZM238 16V15H237ZM250 16H252V14L250 15ZM213 17V18H212ZM220 17L219 18H217V19H219V22L221 23V21H220ZM239 17V16H238ZM263 17V16H262ZM110 19V20H107V19ZM185 18V17H184ZM193 18V17H192ZM196 18V17H195ZM194 18V19H195ZM197 18H199V17H197ZM196 18V20H198ZM208 19H207V22H208V20L210 19L209 17H207ZM223 18V20H224V22H225V19H224V16H222L221 17V19ZM231 18V17H230ZM240 18V17H239ZM245 18V17H244ZM248 18V17H247ZM246 18V19H247ZM199 19H201V18H199ZM229 19V18H228ZM228 19H226V20H228ZM242 19V18H241ZM116 20V21H115ZM131 20V21H130ZM139 20V19H138ZM108 21H110L109 23H112V21L114 22L115 21V23H113V24H111V25H114L115 24V26H113V28L114 29H112V28H110L111 26L110 25H108V24H105V23H107ZM127 21V20H126ZM171 21V23H169L168 24V22H170ZM193 21V20H192ZM201 21H202V19H201ZM206 21V20H205ZM213 21H211V23L213 22ZM230 21H231V19H230ZM229 20H228V22H230ZM116 22H117V25H116ZM191 22V21H190ZM203 22V21H202ZM201 22V23H202ZM218 22V21H217ZM219 22H218V24H219ZM223 22V23H224ZM255 22V21H254ZM259 22V21H258ZM3 23H5V25H3ZM126 23V22H125ZM124 22L123 23H121V24H125ZM136 23V24H135ZM180 23V22H179ZM231 23V22H230ZM245 23V22H244ZM256 23V22H255ZM129 23H126V25H128ZM142 24H141V26H142ZM176 25H180V27H178V29L176 30V31H178V30H180L179 32L181 33H176V35L175 36H177L178 37V39L179 40H181V41H178L177 42V44H179L180 46H178V47H180V48H182L183 49V47H182V45H181V43L183 42L182 41V39H181V35H182V27L183 26H181L182 24L180 23V24H178V23H175ZM196 24V23H195ZM207 23H205V25H206ZM213 24V23H212ZM225 24H227V23H225ZM225 24H224V26H225ZM232 24V23H231ZM231 24H229V25H231ZM238 24V23H237ZM258 24H260V23H258ZM257 24V25H258ZM263 25H264V23H262ZM129 25H131V24H129ZM174 25V24H173ZM176 25H174V26H172L171 25V28L173 27V30H174V28H175V26ZM197 25V24H196ZM204 25V24H203ZM204 25V26H205ZM208 25V24H207ZM235 25V24H234ZM243 25V24H242ZM123 26H125V25H123ZM191 26V25H190ZM223 26V25H222ZM227 27H228V24L226 25ZM232 26V25H231ZM243 26H245V25H243ZM259 26V25H258ZM262 26V25H261ZM8 27V28H7ZM118 27V26H117ZM201 27V26H200ZM209 27V26H208ZM239 27V26H238ZM256 27V26H255ZM19 31H16V29ZM109 28V29H108ZM119 28V27H118ZM121 28H123V27H121ZM126 28V27H125ZM128 28V27H127ZM137 28H139V29H137ZM192 28V27H191ZM204 28V27H203ZM202 28V29H203ZM206 28V27H205ZM219 28V27H218ZM237 28V27H236ZM257 28V27H256ZM9 29V30H8ZM10 29H11V32H13V33H11L10 34ZM145 29V28H144ZM144 29H142V32H145L144 31ZM186 30H190V28L189 29H187V28H185ZM226 29V28H225ZM229 29V28H228ZM238 29V28H237ZM118 30V29H117ZM172 30V31H173ZM192 30V29H191ZM200 30V29H199ZM205 30V29H204ZM204 30H203V32H204ZM230 30V29H229ZM228 30V31H229ZM253 30V29H252ZM262 30H264V29H262ZM16 33H15V32ZM111 31V33H112V35H114V33ZM116 31V30H115ZM218 32V30H214V32ZM238 31V30H237ZM18 32V33H17ZM120 32V31H119ZM125 32V31H124ZM137 32V33H136ZM152 32V33H151ZM184 32V31H183ZM187 32V31H186ZM190 32V31H189ZM210 32V31H209ZM229 32H231V31H229ZM256 32V31H255ZM8 33V34H7ZM109 33V32H108ZM117 33V32H116ZM141 33V32H140ZM197 33V32H196ZM120 34H121V32H120ZM122 34V35H123ZM203 33H198V34H194L195 35V37L197 38V37H200V36H202V38H203V35H202ZM212 34H215L216 35V33H212ZM212 34H211V40H212V42H207V44L209 45V46H211V47H213V45H214V41L217 39V37L216 36H218V35H214L213 37H212ZM4 35V34H3ZM118 36H116V37H119V34H117ZM122 35H120V37L122 36ZM179 35V36H178ZM191 35H192V33H191ZM220 35V34H219ZM227 35H228V33H227ZM229 35H230V33H229ZM236 35V34H235ZM234 35V36H235ZM21 36V37H20ZM111 35H110V33H109V37H110ZM140 38V39H138V37ZM161 36H163L164 37V40H160L159 38H162ZM174 36V37H175ZM185 36V35H184ZM187 36V35H186ZM230 36H232V34L230 35ZM241 36V35H240ZM9 36H7V38L6 39H8V38H10ZM12 37V38H13ZM116 37L114 38V37H112L111 36V39H113L114 38V40L116 41V40H119V38H117L116 39ZM128 37L129 38H131V40H128ZM150 37H152L151 39H149ZM210 37V36H209ZM260 37V36H259ZM264 37V36H263ZM4 38V39H3ZM12 38H10L11 40H12ZM18 38H20V39H18ZM190 38H191V36H190ZM201 38V39H202ZM228 38V37H227ZM232 37H230V39H231ZM235 38H236V36H235ZM237 38H239L238 36H237ZM6 39H5V41H6ZM21 39H23V40H21ZM157 39V40H156ZM175 39H177V38H175ZM189 39V38H188ZM210 39V38H209ZM225 39V38H224ZM229 39V38H228ZM15 40V41H16ZM121 40V39H120ZM184 40V39H183ZM198 41H200V39H197ZM217 40H219V37H218V39ZM226 40V39H225ZM232 40H233V38H232ZM242 40V39H241ZM5 41H3V44L4 43H6ZM8 41H10V40H8ZM163 41L164 43H161V42ZM189 41V40H188ZM197 41V42H198ZM209 41V40H208ZM219 41H221V40H219ZM218 41V42H219ZM224 41V40H223ZM13 42H14V40H13ZM143 42V43H142ZM173 42V41H172ZM205 42V41H204ZM227 42V41H226ZM226 42H224L225 44H226ZM184 43H185V41H184ZM184 43H182V44H184ZM187 43V42H186ZM190 43V42H189ZM216 43V42H215ZM222 43V42H221ZM11 44H12V42H11ZM14 44H15V42H14ZM13 44V46H15ZM19 44V43H18ZM170 44V43H169ZM168 44V45H169ZM192 44H195V43H192ZM192 44H190V46L192 45ZM198 44V43H197ZM204 44V43H203ZM227 44H228V42H227ZM0 45H2V41L0 40ZM185 45V44H184ZM202 45V44H201ZM216 45V44H215ZM219 45H220V42H219ZM222 45V44H221ZM220 45V48L222 47ZM224 45V44H223ZM26 46V45H25ZM128 47V46H130L131 47V50H132V52H134V54H132V53H130L129 52V54H132V56L133 55H135V50H136V48L138 49H140V48H144V50H139L138 49V52H136V53H138V54H140V53H142V55L140 54V57H137L135 60H133V62H132V60H131V62L132 63H135V62H137V64H136V67L135 66H133V64L131 65V66H133V67H130V65H129V67L131 68V69H129V67L127 68L126 67V69H128V71L127 72H125L124 70H126V69H124L125 68V66H124V70L122 69V67L119 69V65H118V63H120V61L119 60H121V59H119V58H121V56L122 57H124V55H126L125 53H124V51L125 50H127V52L130 50V47H128L127 49L126 48H124V47ZM170 46V45H169ZM174 46V45H173ZM173 46H170V47H173ZM177 46H175V47H177ZM185 46H187V45H185ZM200 46V45H199ZM198 46V47H199ZM225 47H226V45H224ZM16 47V46H15ZM146 47V48H145ZM162 47V48H161ZM169 47V48H170ZM177 47V48H178ZM189 47V46H188ZM192 48L191 49H193V46H191ZM195 47H196V45H195ZM202 47H203V45H202ZM14 48V47H13ZM117 48H120V50H119V54H117V52H116V50H117ZM122 48H124V51H123V53L121 52V55H120V51L121 50H123ZM216 48H217V46H216ZM223 48V47H222ZM228 48H229V45H228ZM232 48V47H231ZM16 49H17V47H16ZM16 49H14V50H16ZM21 48H20V50H22ZM205 49V48H204ZM246 49H248V48H246ZM108 50H111L110 51V53H109V51ZM171 50V49H170ZM174 50V49H173ZM175 50H176V48H175ZM175 50H174V52H175ZM197 50V49H196ZM207 50H209V49H207ZM215 50V49H214ZM251 50V49H250ZM9 51V50H8ZM8 51H6V52H8ZM169 51V50H168ZM183 51V50H182ZM201 51V50H200ZM199 51V52H200ZM222 51H223V53H224V56L226 57V53H225V49L224 50H220V54L222 53ZM229 51H231V50H229L228 49V52ZM253 51V50H252ZM5 52V51H4ZM10 52V51H9ZM191 52H194L193 50L191 51ZM212 52V51H211ZM244 52V51H243ZM246 52V51H245ZM34 53V54H33ZM114 53H116L118 56L120 55V57L118 58V63L116 64V68L117 69H115V68H112V67H115V64L113 63V58H114V56L113 55H115ZM171 53V52H170ZM187 53V52H186ZM204 53V52H203ZM222 53V54H223ZM231 53H232V51H231ZM252 53V52H251ZM11 54V53H10ZM15 54V53H14ZM33 54V58L31 57V55ZM166 55L168 54V53H165ZM172 54V53H171ZM175 54V53H174ZM177 54V53H176ZM207 54V53H206ZM209 54V53H208ZM246 54V53H245ZM260 54V53H259ZM258 54V55H259ZM4 55V54H3ZM22 55H23V58L27 55V57H26V59H22L21 57H22ZM128 55V54H127ZM127 55L125 56V57H127ZM179 55H180V53H179ZM192 55V54H191ZM201 55V54H200ZM214 55V54H213ZM232 55H233V53H232ZM237 55V54H236ZM242 55V54H241ZM11 56V55H10ZM113 56V58H111ZM136 56V55H135ZM134 56V57H135ZM170 56V55H169ZM175 56V55H174ZM181 56V55H180ZM224 56L222 55V57L224 58ZM12 57V56H11ZM20 57V58H19ZM133 57V58H134ZM178 57V56H177ZM176 57V58H177ZM191 57H193V56H191ZM191 57H189V58H191ZM220 57H221V55H220ZM231 57V56H230ZM255 57V56H254ZM260 57H262V56H260ZM128 58H129V55H128ZM195 58V57H194ZM211 58V57H210ZM222 58V59H223ZM226 58H228V56L226 57ZM240 58V57H239ZM238 58V59H239ZM258 58H259V56H258ZM263 58V57H262ZM5 60H6V58H4ZM115 59V58H114ZM117 59V58H116ZM171 59V58H170ZM178 59V58H177ZM193 59V58H192ZM229 59V58H228ZM228 59H226V60H228ZM237 59V58H236ZM235 59V60H236ZM253 59V58H252ZM260 59V58H259ZM258 59V60H259ZM264 59V58H263ZM263 59H261V62H264V60ZM1 60H3V59H1ZM8 60H9V58H8ZM165 60V61H166ZM189 60V59H188ZM187 60V61H188ZM196 60V59H195ZM206 60V59H205ZM221 60V59H220ZM230 60V59H229ZM228 60V61H229ZM233 59H231V61H232ZM11 61V60H10ZM15 61V60H14ZM19 61H18V63H19ZM122 61V60H121ZM125 61V60H124ZM222 61H224V60H222ZM228 61H225V62H228ZM234 61V60H233ZM4 62V61H3ZM17 62V61H16ZM110 62L111 63H113L112 64V66L110 65ZM127 62V61H126ZM130 62V63H131ZM169 62V63H168ZM189 62V61H188ZM187 62V63H188ZM198 62V61H197ZM210 62H211V64H210ZM237 62H239V61H237ZM250 62V61H249ZM258 62H260V61H257V63ZM18 63H16V64H18ZM124 63V62H123ZM123 63H122V65H123ZM189 63H191V62H189ZM240 63V62H239ZM251 63V62H250ZM254 63V64H253ZM27 64V65H26ZM129 64V63H128ZM200 64H202V63H200ZM204 64H206V63H204ZM203 64V65H204ZM241 64V63H240ZM26 65V66H25ZM109 65V66H108ZM126 66H127V64H125ZM185 65V64H184ZM221 65H223V66H221ZM229 65V66H228ZM237 65V64H236ZM249 65H251V64H249ZM248 65V66H249ZM252 65H256V62H254V59H253V62H252ZM188 66H190V65H188ZM242 66V65H241ZM256 66H259V65H256ZM256 66H253V67H255L256 68ZM27 67H28V69H27ZM87 67H88V70H87ZM90 67V68H89ZM177 67V66H176ZM223 67V68H222ZM178 68V67H177ZM177 68H175L176 70H177V72H178V69ZM181 68H183V67H181ZM190 68V67H189ZM234 68V67H233ZM228 69V70H232V72L235 74V72L233 71L234 69ZM237 68H238V66H237ZM250 68V66L248 67V69ZM254 68V69H255ZM84 69H86V70H84ZM206 69V68H205ZM244 69V68H243ZM242 69V70H243ZM254 69H252V70H254ZM263 69V68H262ZM93 70V71H92ZM185 70H186V68H185ZM226 70V69H225ZM239 70V69H238ZM252 70H250L251 72H253ZM28 71V72H27ZM130 71V72H129ZM168 71H170V70H167V72ZM229 71V72H230ZM236 71V70H235ZM245 71H246V69H245ZM249 71V70H248ZM257 70L255 69V71L254 72H256ZM81 74H80V73ZM83 72H87L85 75H84V73ZM92 72H96L95 74L94 73H92ZM192 72V73H191ZM219 72V73H218ZM228 72V73H229ZM243 72V71H242ZM28 74V75H26V74ZM72 73V74H71ZM258 73V72H257ZM256 73V74H257ZM263 73V72H262ZM25 74V75H24ZM54 74L56 75L55 77L60 81V82H58L61 86H59L58 88H60V90L58 91V93L59 94H57V92L55 93L56 95V97H58L59 96V98L60 99H54V98H52V97H49V93H50V91H51V93L50 94H54V93H52L53 91H52V88H51V86L50 85H48V87H47V79H48V81H50L51 82V80H52V78H54ZM87 75V77H90V75ZM227 74V73H226ZM254 74V73H253ZM255 74V75H256ZM76 74H74V76H75ZM258 75V74H257ZM25 76V77H24ZM40 76H42V78H40ZM49 76H51V77H49ZM73 76V75H72ZM71 76V77H72ZM73 76V78L74 79H77V77H74ZM221 76V75H220ZM23 77V78H22ZM45 79H44V78ZM46 77H48L47 79H46ZM20 78H22L21 80H20ZM38 78H40V79H38ZM81 77L80 78H78V79H82ZM258 78V77H257ZM256 78V79H257ZM260 78V77H259ZM50 79V80H49ZM55 79V78H54ZM54 79H53V81H54ZM56 79V80H57ZM69 79V78H68ZM82 79V80H83ZM86 80L84 81L85 83H86V81H88L87 80V78H85ZM90 79V78H89ZM215 79V80H214ZM39 80V81H38ZM43 80H45L44 81V83L42 82V84L40 83L41 81H43ZM66 80H67V78H66ZM66 80H63L64 82H66ZM206 80V81H207ZM217 80V81H216ZM262 79H260V81H261ZM78 81V80H77ZM76 80L74 81V83H76L77 82ZM89 81H91V79L89 80ZM88 81V82H89ZM189 81H190V83H189ZM263 81V80H262ZM261 81V82H262ZM14 82V81H13ZM19 83V91H21V92H19L18 93V91H17V93H18V95L20 94L21 96H22V92H23V89L21 90L20 89V87H22V86H24L23 84H25V83ZM57 82V81H56ZM68 82V81H67ZM71 82H72V80H71ZM80 82H83V81H80ZM83 82V83H84ZM87 82V83H88ZM243 82V81H242ZM245 82V81H244ZM250 82H251V80H250ZM249 82V83H250ZM253 82H254V80H253ZM2 83V82H1ZM28 83V84H29ZM39 83V84H38ZM46 83V84H45ZM69 83V82H68ZM74 83H71V86H75L76 84H74ZM91 83H92V85H93V81H91ZM90 82H89V84H91ZM249 83L247 84V85H249ZM52 84H53V82H52ZM54 84H56L55 82H54ZM67 84V83H66ZM73 84V85H72ZM88 84V85H89ZM214 84V85H213ZM235 84V83H234ZM6 85V84H5ZM10 85V87H12ZM15 85H17V84H15ZM44 85H46V87L44 86ZM57 85V84H56ZM68 85H70V84H68ZM87 85V86H88ZM94 85L93 86H90L89 85V88H93L94 87ZM189 85H191V88H190V91L188 90L189 89ZM246 85V86H247ZM3 86V88H4V84L2 85ZM9 86V85H8ZM28 86V85H27ZM40 86V87H39ZM49 86H50V88L51 89H49ZM70 86V87H71ZM76 86H78V84L76 85ZM86 86V85H85ZM188 86V87H187ZM196 86H197V88H196ZM243 86V85H242ZM250 86V85H249ZM248 86V87H249ZM7 87V86H6ZM17 87V86H16ZM41 87L42 88H44V90L42 91V89H41ZM56 87V86H55ZM62 87H63V90H61L62 89ZM79 87H81V85H79ZM78 87V88H79ZM186 87L188 88V89H186ZM204 87L206 88V86H205V84H204ZM203 87V88H204ZM3 88L1 89V90H3ZM39 88L41 89V92H42V94H43V92H44V94L43 95H41L42 97H40L39 95L41 94H39L38 93V91L40 92V90H39ZM46 88V89H45ZM48 88V89H47ZM68 88V89H67ZM73 88V87H72ZM97 88V89H96ZM181 88V89H180ZM234 88V89H233ZM244 88V87H243ZM77 89V87L76 88H74L73 90H76ZM191 89H192V91H194V93L195 94H191L192 96L191 97H187V94H186V92L187 91H189L190 93H192V91H191ZM201 89H202V87H201ZM246 89V88H245ZM0 90V91H1ZM4 90H5V88H4ZM16 90V89H15ZM26 90V89H25ZM24 90V91H25ZM29 90H27V91H29ZM48 90H50V91H48ZM55 90H57L56 88H55ZM79 90V89H78ZM200 90V89H199ZM6 91V90H5ZM45 91H47L46 92V94H45ZM70 91V90H69ZM84 91V90H83ZM247 91V90H246ZM81 92V91H80ZM79 92V93H80ZM85 92V91H84ZM88 92V93H89ZM179 92V93H178ZM200 92V91H199ZM248 92V91H247ZM12 93V92H11ZM14 93V92H13ZM30 93V94H31ZM37 93H38V95H37ZM70 93V92H69ZM73 94H74V92H72ZM71 93V94H72ZM78 93V92H77ZM77 93H75V95L77 94ZM78 93V94H79ZM29 94V93H28ZM27 94V95H28ZM81 94V93H80ZM85 94V93H84ZM27 95H25V96H27ZM66 95V96H67ZM75 95H73V97L75 96ZM87 95V94H86ZM190 95V94H189ZM198 95H199V93H198ZM246 95V97H244L245 99H247V94H245ZM24 96V97H25ZM45 96V97H44ZM54 96V95H53ZM84 96V95H83ZM10 97V98H9ZM30 96H28V98H29ZM38 97H40L39 99H38ZM50 98V99H47V98ZM69 97H72V96H69ZM81 97V96H80ZM19 98H20V96H19ZM21 98H23V97H21ZM20 98V99H21ZM33 97H31L30 99H32ZM46 98V99H45ZM68 98V97H67ZM89 98V99H88ZM243 98V99H244ZM29 99V100H30ZM81 99V98H80ZM5 100H8L7 102L5 101ZM15 100H16V98H15ZM22 100V99H21ZM25 100H27V98L25 99ZM28 100V101H29ZM52 100H53V102H54V104L52 105V103H50V102H52ZM58 100H60V101H58ZM66 102H65V101ZM3 101H5L6 103H3ZM46 101H49V102H46ZM55 101H58L57 103H55ZM75 101V102H74ZM246 101H248V100H246ZM30 103H31V100L29 101ZM238 102H239V104L240 105H238ZM22 105H21V104ZM47 103H49L48 104V107H47ZM93 103V104H92ZM21 105V107L20 108H22V109H24V112H25V115H23L22 113H24V112H20L22 115H23V117L20 119L19 118V116H18V113H19V106ZM27 105H30V104H27ZM26 105V106H27ZM77 105H78V103H77ZM55 106V107H54ZM58 106V107H57ZM31 107V106H30ZM68 107V108H69ZM47 108H49V110L47 109ZM93 108V109H94ZM172 108V109H171ZM240 108V107H239ZM242 108V107H241ZM240 108V109H241ZM90 109V108H89ZM171 109V110H170ZM237 109V108H236ZM240 109H238V111L240 110ZM68 109L66 108V111H67ZM71 110V109H70ZM83 110V109H82ZM91 110H92V108H91ZM91 110H88V111H90L91 112ZM168 110V111H167ZM169 110H170V112H169ZM235 110V109H234ZM22 111V110H21ZM69 111V110H68ZM67 111V112H68ZM95 111V110H94ZM152 111H158V112H160V113H155V114H159V117H157V118H155V119H151V117H153V115H151V112ZM177 111V110H176ZM64 112H65V110H64ZM72 112H74V111H72ZM81 112V111H80ZM240 112V111H239ZM238 112V113H239ZM20 113H19V115H20ZM95 113V112H94ZM219 113H220V111H219ZM221 113H223V112H221ZM224 113H226V112H224ZM235 113H236V110H235ZM79 114V113H78ZM89 114H91V113H89ZM93 114V113H92ZM174 114V113H173ZM193 114V113H192ZM191 114V115H192ZM68 115V114H67ZM66 115V116H67ZM71 115V114H70ZM80 115V114H79ZM86 115V114H85ZM187 115H189V113H187ZM191 115H189V116H191ZM224 115V114H223ZM233 115H234V113H233ZM21 116V115H20ZM64 116V115H63ZM73 116V115H72ZM183 116V115H182ZM188 116V117H189ZM70 117V116H69ZM82 117V116H81ZM169 117H168V119H169ZM187 117V118H188ZM192 117V116H191ZM67 118V117H66ZM73 118V117H72ZM87 118V117H86ZM95 118V117H94ZM174 118H176V116L174 117ZM182 118H186V116L184 115ZM60 119H62V118H60ZM85 119V118H84ZM192 119H193V117H192ZM68 120V119H67ZM79 119H77V121H78ZM81 120V119H80ZM139 120H141V121H143L144 122V120H146V124H147V120H149L148 122V124H153V125H155L154 126V128L155 129H152V127H150L151 126V124L149 125V127H150V132L148 131V130H146V132L147 133H145V131L143 130V129H141V130H139V127H137V128H135L138 124H136L137 122H139ZM153 120V121H152ZM169 120H171V118L169 119ZM186 120V119H185ZM184 120V121H185ZM82 121H84V120H82ZM96 121H98L97 119H96ZM151 121V122H150ZM165 121V120H164ZM184 121H182V122H184ZM187 121H188V119H187ZM79 122V121H78ZM106 122V123H105ZM135 122V123H134ZM153 122V123H152ZM167 122V121H166ZM40 123H41V125H40ZM71 123V122H70ZM76 123V122H75ZM100 123V122H99ZM131 123H134L132 126H134L133 128L131 127ZM72 124V123H71ZM77 124V123H76ZM84 124H86V123H84ZM127 125V128H124L122 125ZM262 124V125H261ZM260 124V126L262 127V129H263V132H264V113H263V118H262V123ZM82 125V124H81ZM91 125V124H90ZM130 125V126H129ZM140 125V124H139ZM152 125V126H153ZM20 126H21V128H22V130H20ZM43 126L45 127V131H44V128H43ZM56 126V127H55ZM73 126H75V125H73ZM72 125H71V127H73ZM76 126H78V124L76 125ZM79 126H80V124H79ZM78 126V127H79ZM140 126H142V125H140ZM144 126V125H143ZM163 126L165 127V123L163 124ZM59 127H61V126H59ZM78 127H76V128H78ZM148 127V128H149ZM164 127L162 128V130H165L164 129ZM42 128H43V130H42ZM81 128H82V126H81ZM84 128V127H83ZM82 128V129H83ZM135 128V129H134ZM145 128H146V126H145ZM147 128V129H148ZM57 129V130H56ZM58 129H59V132H58ZM61 129H62V127H61ZM69 129L70 130H72V128H70V126H69ZM87 129V128H86ZM259 129H261V128H259ZM261 129V130H262ZM102 130H101V133H102ZM170 130V129H169ZM175 130V129H174ZM173 130V131H174ZM20 131V132H19ZM22 131V132H21ZM54 131H56L57 132V134H56V132L55 133H53ZM68 132H70V131H68ZM78 132H81V131H78ZM167 131L165 130V133H166ZM170 132H171V130H170ZM179 132H180V130H179ZM49 133L50 134H52L53 136H51V137H54L53 138V140L51 141H49ZM82 133V132H81ZM100 133V134H101ZM102 133V134H103ZM163 134L164 136H166L167 134H169L170 135V133H167V134ZM48 134V135H47ZM56 134V135H55ZM69 134V133H68ZM171 134H173V133H171ZM43 135H46L45 137H43ZM58 135V136H57ZM61 135L63 136V134L61 133ZM79 135V134H78ZM77 135V136H78ZM85 135V134H84ZM83 135V136H84ZM89 135V134H88ZM87 135V133H86V136H88ZM94 135V134H93ZM107 135L109 136V138L107 139ZM144 135H146V138H145V136ZM168 135V136H169ZM260 136H261V134H259ZM40 136L41 137H43V138H40ZM47 136H48V138H47ZM62 136H60L61 137V139H63L62 138ZM72 136V135H71ZM162 137V141L164 142L163 144H164V146H165V148L167 147V146H169V143H168V145H167V142H170V141H172V138H176V137H174V135H170L169 136V138L167 137ZM175 136H177V135H175ZM255 136V135H254ZM64 137V136H63ZM72 137H74V136H72ZM85 137V136H84ZM84 137H82V138H84ZM102 137H104V136H101L100 138H102ZM150 137H153V138H150ZM178 137V136H177ZM47 138V139H46ZM57 138V139H58ZM67 138V137H66ZM70 139H71V137H69ZM77 138H79V137H77ZM80 138H81V136H80ZM79 138V139H80ZM81 138V139H82ZM86 139H87V137H85ZM84 138V139H85ZM90 138V137H89ZM139 138H141L140 140H139ZM145 138V139H144ZM164 138V139H163ZM255 138V137H254ZM262 139H263V136L261 137ZM46 139V141L47 142H45L44 141V143H43V141L42 140H45ZM51 139V138H50ZM60 139V138H59ZM84 139H83V143H84ZM103 139V138H102ZM101 139V140H102ZM178 139V138H177ZM56 140V141H55ZM73 140H75V138L73 139L72 138V141ZM101 140H98L99 142L98 143H100V141ZM131 140V141H130ZM134 140H136L135 142H134ZM170 140V141H169ZM255 140V139H254ZM25 141V140H24ZM41 141V142H40ZM76 141H79V140H76ZM103 142H101L102 144L104 143V139L102 140ZM119 141H121L120 143H118ZM257 141V140H256ZM261 141H264V140H261ZM23 142V141H22ZM40 142V143H39ZM67 142H68V138H67ZM80 142H81V140H80ZM88 142V141H87ZM86 142V143H87ZM131 142H134L133 144L131 143V146L133 145V147H130L129 145H130V143ZM137 142V143H138ZM29 143V142H28ZM77 143H79V142H77ZM110 143H111V145H110ZM118 143V144H117ZM136 143V144H137ZM166 143V144H165ZM172 143L173 142H170V144L172 145ZM260 143V142H259ZM25 144V143H24ZM39 144V145H38ZM55 143H53L52 144V146H50V144H47L46 146H50V151L49 152H51V151H53L54 152V145ZM69 144V143H68ZM87 144H89V143H87ZM91 145H92V143H90ZM121 144V145H120ZM140 144V143H139ZM142 144H140V145H142ZM161 144H162V142H161ZM256 144V143H255ZM28 145V144H27ZM76 145H80V144H76V142L74 143V146H76ZM83 145H85V144H83ZM94 145V144H93ZM92 145V146H93ZM97 145H99V144H97ZM120 145V146H119ZM139 145V146H140ZM29 146V145H28ZM30 146H32V145H30ZM30 146H29V148H30ZM45 146V147H46ZM56 146V145H55ZM57 146L59 147V145L57 144ZM62 146H64L63 144H62ZM61 146V147H62ZM69 146V145H68ZM82 146V145H81ZM129 146V147H128ZM158 146H159V144H158ZM161 146H163V145H160V147ZM163 146V147H164ZM173 146V145H172ZM257 146V145H256ZM42 147H44V146H41V149H42ZM58 147L56 148V150H55V152H54V154H56L55 156H57V152H59L58 154V156L60 157V154L62 155V153L63 152H61V151H63L62 150V148L61 147H59L60 149H58ZM70 147V146H69ZM136 147V146H135ZM162 147V148H163ZM32 148V147H31ZM64 148V147H63ZM66 148V147H65ZM68 148V147H67ZM86 148L88 149V147L86 146ZM98 148H99V146H98ZM100 148H101V145H100ZM129 148V149H128ZM132 148V149H131ZM136 148H138V146L136 147ZM169 148L170 147H167L166 148V150L165 149H163V150H165V151H167V149L169 150ZM173 148V147H172ZM37 149V150H38ZM40 149V150H41ZM45 149H47V148H44V150ZM103 149V151H105L104 150V147L103 148H101V150ZM106 149V148H105ZM114 149V148H113ZM160 150H162L161 148H159ZM158 149V150H159ZM178 149H179V147H178ZM255 149V148H254ZM253 149V150H254ZM20 150V149H19ZM25 150H27L26 148H25ZM25 150L23 149V151H21V153L23 152H25ZM30 150V149H29ZM69 150H71L72 151V149L70 148ZM100 149H98V151H99ZM128 150V151H127ZM138 150V149H137ZM139 150H141V149H139ZM138 150V151H139ZM146 150V151H145ZM159 150V151H160ZM172 151H174L173 149H171ZM170 150V151H171ZM33 151V150H32ZM66 151V150H65ZM77 151H79V150H77ZM115 152H116V154L117 153H119V152H117L116 151V149L114 150ZM17 152H20V151H17ZM29 152V151H28ZM30 152H31V150H30ZM37 152H39V151H37ZM41 152V154H42V151H40ZM39 152V153H40ZM44 153H45V151H43ZM48 152V151H47ZM76 152V151H75ZM89 152V151H88ZM102 152V151H101ZM107 152V151H106ZM105 152V153H106ZM130 152V151H129ZM177 152V151H176ZM179 152H180V150H179ZM21 153H20V155H21ZM22 153V154H23ZM32 153V152H31ZM86 153V152H85ZM95 153H97V152H95ZM105 153H103V154H105ZM109 153V152H108ZM132 153V152H131ZM131 153H128V155H130ZM175 153V152H174ZM27 153L25 152V155H26ZM51 154H52V152H51ZM64 154H68V151L67 152H65V153H63V155ZM102 154V153H101ZM102 154V155H103ZM112 154V153H111ZM252 154V153H251ZM255 154V153H254ZM33 155H35L36 156V153H32V156ZM46 155H48V153H46ZM50 155V154H49ZM70 155H72L71 153H70ZM79 155V154H78ZM82 154H80L79 156H81ZM85 155V154H84ZM88 155H91L90 153L88 154ZM102 155H101V158H102ZM107 155V154H106ZM113 155H114V153H113ZM132 155H133V157H134V154H131V158H132ZM253 155V154H252ZM18 156H19V154H18ZM27 156L29 157V155L27 154ZM35 156H33V158L34 159H36V160H38ZM44 156H45V154H44ZM54 156V157H55ZM66 156V155H65ZM65 156H63V157H65ZM77 156V155H76ZM76 156H74V158L76 157ZM87 156V155H86ZM85 156V157H86ZM96 156V155H95ZM105 156V155H104ZM110 156H112V155H110ZM136 156V155H135ZM27 157V158H28ZM43 157V156H42ZM50 157H53V154L52 155H50ZM62 157V158H63ZM67 157H68V155H67ZM71 157V156H70ZM82 157V156H81ZM116 157H117V155H116ZM125 157V156H124ZM130 157H129V159H130ZM252 157V156H251ZM255 157V155H253V157L252 158H254ZM257 157H259L258 156V154H257ZM40 158V157H39ZM46 158V160L47 159H50L51 160V158H48L47 156L45 157ZM62 158H60V160L62 159ZM66 158V157H65ZM104 158V157H103ZM107 158H109V157H107ZM118 158V157H117ZM121 158V157H120ZM136 158V157H135ZM141 158H143V157H141ZM145 158H147V157H145ZM149 158V157H148ZM43 159H44V157H43ZM67 159V158H66ZM78 159H79V157H78ZM82 160L84 159V158H81ZM81 159H80V161H81ZM97 159H98V157H97ZM105 160H106V158H104ZM115 159V158H114ZM122 159V158H121ZM133 159V158H132ZM2 159H0V161H1ZM42 160V159H41ZM57 161V159L56 158H54V161ZM109 160V159H108ZM111 160V159H110ZM116 160V159H115ZM131 160V159H130ZM62 161V160H61ZM67 161H71V160H67ZM75 161H77V160H75ZM102 161V160H101ZM118 162H119V160H117ZM135 161V160H134ZM133 160H132V163L134 162ZM25 164V165H23V163ZM37 162V161H36ZM35 162V163H36ZM42 162V161H41ZM40 162V163H41ZM44 162V161H43ZM45 162H49V160L48 161H45ZM52 162V161H51ZM50 162V163H51ZM65 162V161H64ZM74 162V161H73ZM79 162V161H78ZM77 162V163H78ZM82 162H84V161H82ZM103 162H105V161H103ZM146 162V161H145ZM150 162V161H149ZM239 162V161H238ZM4 163V164H3ZM38 163V162H37ZM53 163V162H52ZM51 163V164H52ZM55 164H56V162H54ZM63 163V162H62ZM106 163V162H105ZM123 163V166H124V164H126L125 163V161L124 162H122ZM131 162H130V165L132 164ZM135 163H136V161H135ZM254 163V162H253ZM256 163H258V161H256ZM0 164H1V162H0ZM42 164V163H41ZM49 164V163H48ZM66 164V163H65ZM70 164H72V163H70ZM104 164V163H103ZM112 164H114V162L112 163ZM116 164V163H115ZM128 164V163H127ZM154 163H151V165L152 166H154L153 165ZM67 165H68V163H67ZM66 165V166H67ZM81 165H82V163H81ZM101 165V166H100ZM99 166H100V169L98 170L97 168H95V170L96 171H100L99 173V176L97 175L98 174V172L95 174V175H97V176H95L96 178L95 179H97L98 180V182H100L98 185H100L101 186V192L103 191L102 190V188L104 187V186H106L107 187V185H104V184H106L105 182V180L103 179V173H105V172H103L102 173V169H101V167H102V163L100 164ZM109 165V164H108ZM111 165V164H110ZM117 166H118V163L116 164ZM137 165V164H136ZM253 165V164H252ZM251 165V167L253 168H251L250 170H251V176L249 175V177L251 178V181L250 182H252L251 183V190L254 188V170L258 167H256V165L254 166H252ZM258 165V164H257ZM25 166V167H24ZM43 166H44V164H43ZM51 166V165H50ZM53 166H54V164H53ZM76 166V165H75ZM80 166V165H79ZM97 166V165H96ZM107 166V165H106ZM141 166V165H140ZM152 166H150V167H152ZM1 167H0V181L1 180H4L6 177L5 176H3V173H4V170L5 169H1ZM72 167H73V165H72ZM116 167V166H115ZM114 167V168H115ZM132 167V166H131ZM171 167V166H170ZM10 168H12V169H10ZM35 168V169H36ZM49 168V167H48ZM55 169H56V167H54ZM105 168V167H104ZM109 168H112V167H109ZM118 168V167H117ZM117 168H115V169H117ZM127 168V167H126ZM125 168V169H126ZM129 168H130V166H129ZM135 168V167H134ZM138 168V167H137ZM238 168H239V166H238ZM249 168V167H248ZM30 169V168H29ZM40 169V170H39ZM55 169H53V170H55ZM68 169V168H67ZM71 169V168H70ZM81 169V168H80ZM79 169V170H80ZM2 170V171H1ZM12 170V171H11ZM59 170H61V169H59ZM105 170V169H104ZM111 170V169H110ZM130 171H131V168L129 169ZM249 170V171H250ZM6 171V170H5ZM9 171H10V173H9ZM65 171H68V170H65ZM65 171H63V172H65ZM94 171V170H93ZM115 171V170H114ZM121 171V170H120ZM123 171V170H122ZM128 171V170H127ZM126 171V172H127ZM144 171V170H143ZM142 171V172H143ZM35 172V171H34ZM50 172V171H49ZM75 172V171H74ZM116 172H117V170H116ZM134 172V171H133ZM140 172V171H139ZM136 172V173H134L133 175L134 176H132V177H135V174H137L138 176H142V173L140 172ZM149 172V171H148ZM9 173V174H8ZM52 173V172H51ZM50 173V174H51ZM57 173H59V172H57ZM67 173V172H66ZM70 173H72V172H70ZM76 173H78V172H76ZM109 173V172H108ZM113 173V172H112ZM139 173V174H138ZM34 174V173H33ZM67 174H69V173H67ZM66 174V175H67ZM80 174V173H79ZM141 174V175H140ZM146 173H144L143 172V177H144V175H145ZM60 175H61V171H60ZM119 175V174H118ZM136 175V177L138 178V176ZM149 175V174H148ZM45 176H47V175H45ZM79 176H81V175H79ZM78 176V178L80 179V177ZM105 176V175H104ZM124 176V175H123ZM129 176H130V174H129ZM230 176V175H229ZM49 177V176H48ZM50 177H54V176H50ZM61 177V176H60ZM107 177V176H106ZM106 177H105V179H106ZM114 176L112 175V178H113ZM117 177V176H116ZM149 177V176H148ZM43 178V177H42ZM63 178V177H62ZM110 178V177H109ZM169 178H171V177H169ZM56 179H58V177L56 178ZM82 179V178H81ZM100 179V180H99ZM119 179V178H118ZM120 179H121V177H120ZM125 179V178H124ZM45 180V179H44ZM49 180V179H48ZM59 180V179H58ZM57 180V181H58ZM76 180V179H75ZM113 180V179H112ZM134 179H132V180H130L129 179V181L130 182H132ZM138 180H141V178H139ZM138 180H136L137 182H139L140 183V181H138ZM148 180V179H147ZM52 181H54V180H52ZM56 181V182H57ZM63 181V184H62V186L61 185H59V182H58V184L57 185H59L60 187H59V189H60V191L61 190H63L64 191V189L66 190L67 188H66V185H65V179L64 180H62ZM77 181H79L78 179H77ZM102 181V182H101ZM114 181V183L113 182H109V183H112V184H115L116 182V180H113ZM145 181V180H144ZM171 181V180H170ZM169 181V182H170ZM196 181H198V180H195V182ZM9 182H10V180H9ZM45 182V181H44ZM47 182V181H46ZM82 182V181H81ZM97 181H96V183H98ZM104 182V183H103ZM108 182V181H107ZM134 182V181H133ZM256 182H257V179H256ZM40 183V182H39ZM52 183L53 182H51V185H52ZM55 183V182H54ZM53 183V184H54ZM60 183H62L61 181H60ZM89 183H91V182H89ZM103 183V184H102ZM108 183V184H109ZM117 183H118V181H117ZM135 183V182H134ZM145 183H146V181H145ZM145 183H143L144 185H145ZM174 183V182H173ZM172 183V184H173ZM10 184H11V182H10ZM46 184V183H45ZM44 184V185H45ZM71 184V183H70ZM83 184V183H82ZM111 184V187L110 188H112V191L114 190V187L116 186V185H112ZM128 184H131V183H128ZM141 184V183H140ZM18 185H20L19 187H18ZM42 185V184H41ZM76 185V184H75ZM84 185V184H83ZM196 185H198L197 183H196ZM195 184L194 185H192L193 187H195L196 186ZM36 186V187H35ZM40 186V185H39ZM95 186H97V185H95ZM99 186V187H100ZM103 186V187H102ZM108 186H110V185H108ZM131 186H132V184H131ZM8 186H6V185H4V184H0V189L1 188H7ZM50 187V186H49ZM52 187V186H51ZM62 187H64V189L62 188ZM70 187H72V186H70ZM78 187V186H77ZM256 187V186H255ZM12 188H9V192H11V193H13L12 192ZM38 188V187H37ZM36 188V189H37ZM45 188V187H44ZM90 188V187H89ZM118 187H116V190H115V198H116V200H118V196H117V192H118V189H117ZM126 188H129V187H126ZM163 188V187H162ZM15 189H13V190H15ZM58 189V188H57ZM73 189H74V187H73ZM99 189V190H100ZM130 189V188H129ZM192 189V188H191ZM38 190V189H37ZM43 190H46L47 192H48V190L47 189H43ZM50 191L52 190V189H49ZM91 192H93V189L91 188ZM128 190V189H127ZM132 190V189H131ZM17 191V192H18ZM31 191V192H30ZM46 191H42V193L43 192H45L44 193V195H46L47 196V199L49 198V202H47L46 204V206L48 207L47 209H51V208H49V207H53V208H56L55 207V203H56V201L58 200V199H60L59 197H62V199H64L63 201H65V197L63 198V196L65 195V193H68V191L69 190H67V192H63V196H61V193H58V192H60V191H56V192H54V190H52L50 193H46ZM71 191V190H70ZM76 191V190H75ZM79 191V190H78ZM111 191V190H110ZM133 191V190H132ZM195 191H196V189H195ZM195 191H194V193H195ZM254 191H255V189H254ZM4 192V191H3ZM3 192H2V194H3ZM7 192V191H6ZM8 192V193H9ZM17 192H15V193H17ZM20 192V191H19ZM29 192V193H28ZM36 192V191H35ZM34 192V195L36 194ZM62 192V191H61ZM193 191H191V196L194 194V193H192ZM197 192V191H196ZM248 192V191H247ZM14 193V194H15ZM26 193H28V194H26ZM70 193V192H69ZM68 193V194H69ZM77 193V192H76ZM163 193V190L162 191H158V192H154V194L157 196V194H159V197L161 196V194ZM166 193H168L167 192V190H166ZM250 193V192H249ZM1 193H0V195H2ZM30 194V195H31ZM48 194V195H47ZM82 193H80V195H81ZM87 194V193H86ZM85 194V195H86ZM92 194H94V193H92ZM91 194V195H92ZM189 194V193H188ZM242 194V193H241ZM253 194V193H252ZM16 195V194H15ZM38 195V194H37ZM40 195V194H39ZM43 194H41V196H42V199L43 200H45L44 199V196ZM59 195V197H56V196H58ZM72 195V194H71ZM75 195V197H73V198H75V199H77V197H78V195L76 196V194H74ZM79 195V196H80ZM88 195V194H87ZM97 195H100V194H97ZM103 195V194H102ZM165 195V194H164ZM171 195V194H170ZM10 196V195H9ZM17 197L18 196H20L19 195V193H17V195H16ZM49 196V197H48ZM68 195H66V198H70V197H67ZM73 196V195H72ZM89 196V195H88ZM92 196H94V195H92ZM101 196V195H100ZM154 195H152V197H153ZM163 196V195H162ZM166 196V195H165ZM168 196V195H167ZM180 196V195H179ZM194 196V195H193ZM8 197V196H7ZM30 196H28V198H29ZM81 197H82V195H81ZM86 197V196H85ZM170 197V196H169ZM12 198H14L13 196H12ZM20 198V197H19ZM24 198H26V197H24ZM33 198H36V197H33ZM32 198V199H33ZM56 198H58V199H56ZM83 198V197H82ZM91 198V197H90ZM158 198V197H157ZM157 198H154V199H157ZM189 198H190V196H189ZM188 198V199H189ZM6 199V198H5ZM16 199V198H15ZM38 199H40V197H38L37 198V200ZM62 199H60L61 200V202H62ZM79 199V198H78ZM103 199V198H102ZM152 199V198H151ZM153 199V200H154ZM159 199V198H158ZM160 199H161V197H160ZM159 199V200H160ZM9 200V199H8ZM7 200V201H8ZM13 200V199H12ZM28 200V199H27ZM34 200V199H33ZM67 200V199H66ZM69 200V199H68ZM90 200V199H89ZM105 200V199H104ZM164 200H165V197H164ZM164 200H162L161 199V201L163 202ZM169 200V199H168ZM187 200V199H186ZM243 200H244V198H243ZM242 200V201H243ZM83 201H85V200H83ZM106 201V203H107V199L105 200ZM104 201V202H105ZM156 202H157V200H155ZM13 202V201H12ZM35 203H36V201H34ZM38 202V201H37ZM41 202V201H40ZM44 202V201H43ZM52 202L54 203V205H52ZM69 202V201H68ZM72 202V201H71ZM79 202H80V200H79ZM78 202V203H79ZM86 202H87V200H86ZM96 202V201H95ZM100 202V201H99ZM155 202V204H158V202L156 203ZM187 202H189V200L187 201ZM246 202V201H245ZM24 203V202H23ZM64 202H62V204H63ZM74 203V202H73ZM85 203V202H84ZM102 203V202H101ZM117 203V202H116ZM152 203V202H151ZM243 203V202H242ZM9 204H10V202H9ZM19 204H21V203H19ZM18 204V205H19ZM27 204V203H26ZM29 204V203H28ZM38 204V203H37ZM36 204V206H38ZM51 206H50V205ZM61 204V203H60ZM76 204V203H75ZM81 204V203H80ZM87 204V203H86ZM97 204V203H96ZM103 204V203H102ZM101 204V205H102ZM161 204V203H160ZM160 204H158L159 205V207H158V205H157V208L159 209V208H161L160 207ZM33 205V208H34V205L35 204H32ZM66 205V204H65ZM69 205V204H68ZM67 205V206H68ZM101 205H100V207H101ZM105 205V204H104ZM108 204H106V206H107ZM154 205V204H153ZM31 206V205H30ZM40 206V205H39ZM38 206V207H39ZM42 206V205H41ZM75 206H77V205H75ZM94 206V205H93ZM103 206V205H102ZM21 207H23V206H21ZM62 207H64L63 205H62ZM83 207V206H82ZM89 207V206H88ZM105 207V206H104ZM154 208H155V206H153ZM8 208V207H7ZM11 208V207H10ZM25 208V207H24ZM31 208H32V206H31ZM32 208V209H33ZM73 208V207H72ZM86 208V207H85ZM5 209V208H4ZM23 209V208H22ZM43 209V208H42ZM45 210H46V208H44ZM68 209V208H67ZM71 209V208H70ZM75 209V208H74ZM73 209V210H74ZM102 209V208H101ZM187 209H188V207H187ZM7 210H9V209H7ZM24 210V209H23ZM22 210V211H23ZM28 210V209H27ZM37 210H38V208H37ZM82 210V209H81ZM29 211V210H28ZM33 211V210H32ZM40 211V210H39ZM42 211V210H41ZM40 211V212H41ZM62 211V210H61ZM64 211V210H63ZM79 211V210H78ZM89 211V210H88ZM237 211V210H236ZM24 212H25V210H24ZM42 212H44V210L42 211ZM232 212V211H231ZM23 213V212H22ZM28 213V212H27ZM51 212H49L48 214H50ZM84 213V212H83ZM91 213V212H90ZM205 213V212H204ZM25 214V213H24ZM29 214V213H28ZM42 213H39V215H41ZM54 214V213H53ZM87 214V213H86ZM230 214V213H229ZM17 215V214H16ZM35 215H37V214H35ZM45 215V214H44ZM75 215V214H74ZM84 215V214H83ZM235 216V214H232V217L234 218V216ZM27 215H25V217H26ZM38 216V215H37ZM229 216V215H228ZM7 217V216H6ZM9 217V216H8ZM18 217V216H17ZM55 217V216H54ZM82 217V216H81ZM203 217V216H202ZM207 217V216H206ZM214 216H209V217H207L206 219H205V217H204V219L205 220H203V222H202V224H201V227L199 228V229H201L200 231H199V236L201 235V237H199V243H198V245H197V248H196V251L193 253V255H191L190 256V258H189V260H188V262L186 263L185 261V263L186 264H202L204 261H205V256H204V252L202 251L203 250V247H204V243H202L203 242V231H204V228H205V225H206V221H208V219H209V221L212 223V226L214 225L215 227H218V220H217V224L215 223L216 221H215V219L213 218ZM232 217H231V219H232ZM240 217V216H239ZM34 218V217H33ZM32 218V219H33ZM45 218V217H44ZM1 219V218H0ZM6 219H8V218H6ZM17 219V218H16ZM18 219H20V218H18ZM36 219V218H35ZM91 219V218H90ZM230 219V220H231ZM24 220V219H23ZM29 220V219H28ZM39 220V219H38ZM46 220V219H45ZM64 220V219H63ZM62 220V221H63ZM72 220V219H71ZM88 220V219H87ZM232 220H235V218L234 219H232ZM238 220V219H237ZM4 221V220H3ZM15 221V220H14ZM13 221V222H14ZM74 221V220H73ZM77 221V220H76ZM20 222V221H19ZM18 222V223H19ZM27 222V221H26ZM48 222V221H47ZM50 222V221H49ZM67 222V221H66ZM222 222V221H221ZM230 222V221H229ZM5 223H6V221H5ZM18 223H16L17 225H20V224H18ZM68 223V222H67ZM82 223V222H81ZM85 223V222H84ZM90 223V225H89V233H90V238L92 239L93 238V233H94V229H93V220L91 221V222H89ZM225 223V222H224ZM232 223V222H231ZM234 223H235V221H234ZM233 223V224H234ZM7 224V223H6ZM24 224H27V223H24ZM66 224V223H65ZM222 224V223H221ZM88 225V224H87ZM192 225V224H191ZM235 225V224H234ZM233 225V226H234ZM2 226V225H1ZM5 226V225H4ZM28 226V225H27ZM38 226H39V223H38ZM37 226V227H38ZM45 226V225H44ZM43 226V227H44ZM77 226V225H76ZM230 226V225H229ZM8 227V226H7ZM10 227V226H9ZM13 227V226H12ZM47 227H48V225H47ZM82 227H85V225L83 224L82 226H81V228ZM235 227V226H234ZM14 228V227H13ZM21 228V227H20ZM28 228V227H27ZM50 228L51 227H49L46 231L49 233V231L48 230H50ZM61 228V227H60ZM85 228H87V227H85ZM196 228H197V224H196ZM222 228V227H221ZM228 228V227H227ZM231 228H233L232 226H231ZM231 228H230V230H231ZM3 229H5V227H3ZM10 229V228H9ZM26 229V228H25ZM52 229V228H51ZM54 229V228H53ZM65 229H66V227H65ZM73 229V228H72ZM71 229V230H72ZM172 229V228H171ZM170 229V230H171ZM13 230H15V229H13ZM28 230H30V228H28ZM27 230V231H28ZM63 230V229H62ZM228 230H229V228H228ZM9 231V230H8ZM20 231V230H19ZM34 231V230H33ZM65 231V230H64ZM81 231V230H80ZM141 231V230H140ZM169 231V230H168ZM0 232H1V230H0ZM15 232V231H14ZM30 232V231H29ZM29 232H28V235H29ZM3 233H5V232H3ZM8 233V232H7ZM20 233V232H19ZM22 233V232H21ZM24 233H25V231H24ZM27 233V232H26ZM34 233V232H33ZM40 233V232H39ZM65 233V232H64ZM69 233V232H68ZM87 233V232H86ZM201 233V234H200ZM1 234V233H0ZM40 234H43V233H40ZM2 235V234H1ZM4 235V234H3ZM2 235V236H3ZM6 235V234H5ZM9 235H13V234H11V233H9L8 234V236ZM66 235V234H65ZM27 235H25V237H26ZM34 236V235H33ZM40 236V235H39ZM54 236V235H53ZM68 236V235H67ZM10 237V236H9ZM18 237V236H17ZM20 237V236H19ZM25 237H23V240L25 239ZM66 236H64V238H65ZM88 237V236H87ZM230 237H232V236H230ZM3 238V237H2ZM6 238V237H5ZM45 238V237H44ZM48 238H50V237H48ZM57 238H61L62 239V237H57ZM73 238V237H72ZM169 238H170V236H169ZM201 238V239H200ZM90 239V240H91ZM194 239V238H193ZM3 241L5 240L4 238L2 239ZM2 240H0L1 242H2ZM27 240V239H26ZM46 240V239H45ZM52 240V239H51ZM25 241V240H24ZM59 241H60V239H59ZM67 242L69 241V243H70V240L68 239V240H66ZM79 241V240H78ZM89 241V240H88ZM92 241V240H91ZM197 241V240H196ZM5 242H7V239L5 240ZM62 242H64L63 241V239H62ZM81 241H79V243H80ZM84 242V241H83ZM83 242H81V243H83ZM193 242V241H192ZM16 243V242H15ZM72 243V242H71ZM79 243L77 244V245H79ZM89 243V242H88ZM163 243V242H162ZM197 243V242H196ZM1 244V243H0ZM3 244H4V242H3ZM9 244H10V242H9ZM61 244V243H60ZM59 244V245H60ZM74 244V243H73ZM161 244V243H160ZM264 244V243H263ZM85 245V243L83 244V246ZM165 245V244H164ZM0 246H2V245H0ZM4 246H7V245H5L4 244ZM13 246V245H12ZM11 245L9 246V247H5L4 249H2V248H0V264H7V263H9V261H16V262H18V264H25V262L27 261V260H33L32 262H35V263H37V262H39L40 263V261L42 260V259H46V258H49V255L50 254H53V253H55V252H52V251H54V250H52V251H49V252H46V251H44V250H42L41 248V250H39L38 248H37V246L34 244V246L33 245H29L26 249H23V247H21V245H20V247L18 248L17 247V249H12V248H10V247H12ZM19 246V245H18ZM39 246H41V245H39ZM81 246V245H80ZM85 246H87V245H85ZM14 247V246H13ZM91 247H94V246H92L91 245ZM161 247V246H160ZM164 247V246H163ZM261 247H264V245L263 246H261ZM8 248H10V249H8ZM43 248V247H42ZM53 248V247H52ZM83 248V247H82ZM82 248H81V250H82ZM170 248V247H169ZM48 249V248H47ZM80 249V248H79ZM87 249V250H86ZM51 250V249H50ZM66 250V249H65ZM65 250H63V251H65ZM83 250H84V253H89L88 254V256L90 257V256H92V258H90L91 260L93 259L94 261H98V262H100L101 261V252H102V250H103V248H92V250L91 251H89L88 250V247H86V248H83ZM169 250V249H168ZM57 251H59V249L57 250ZM60 251H61V248H60ZM59 251V252H60ZM72 251V250H71ZM74 251V250H73ZM101 251V252H100ZM192 251V250H191ZM78 252H80V250H78ZM56 253H58V252H56ZM61 253V252H60ZM65 253V252H64ZM67 253V252H66ZM63 254V253H62ZM71 254V253H70ZM70 254H67V255H70ZM91 254V255H90ZM164 254H165V252H164ZM84 255V254H83ZM163 255V254H162ZM51 256V255H50ZM57 256H59V254L57 255ZM77 256V255H76ZM167 256V255H166ZM170 256V255H169ZM56 257V256H55ZM68 257H70V256H68ZM168 257V256H167ZM74 258H75V256H74ZM262 258H264V255H263V257ZM261 258V260H262V262H264V259H262ZM90 259H89V261H90ZM252 259V258H251ZM76 260H78V258H76ZM80 260H81V258H80ZM82 260H84V259H82ZM169 260H170V258H169ZM168 260V261H169ZM131 261V260H130ZM133 261V260H132ZM93 262V261H92ZM97 262V263H98ZM140 262V261H139ZM132 263H135L134 261L133 262H128L127 264H132Z\"/></svg>",
  "mask_w": 264,
  "mask_h": 264
},
{
  "label": "crops",
  "instance_id": "3",
  "mask_svg": "<svg viewBox=\"0 0 264 264\" xmlns=\"http://www.w3.org/2000/svg\"><path fill=\"white\" fill-rule=\"evenodd\" d=\"M189 1L190 3L193 2V4H190ZM188 3H189V8L184 9L182 7V10L185 12L186 11L190 12L189 9L191 8L193 9V11H198V7H199L200 8L199 12L202 14H206V15H213V14L219 15V14L226 13V15H228L229 20L231 19L230 22L232 23L231 24L229 22L228 27H226V29L227 31L230 29L229 31L231 32L228 31V33H230V35L232 34V36L228 34L229 39L227 38L225 41L220 43V45L222 44L221 46L223 47V49L225 47L224 45H226L225 48H227L229 45V47H232L236 50H239L241 48L244 42V35L242 32L247 25L246 21H243L244 16L247 17V13H245V11H242L241 8H238V7L237 9L235 6L234 7L227 6L221 0H210V1L209 0H198V1L188 0ZM197 3L201 5L200 6L198 5L196 7L195 5H197ZM207 8H209V11H206L208 10ZM229 24H231L232 26ZM242 24L245 26H243ZM198 33H202V32H198ZM212 33H215V32L213 31ZM211 34L208 35L206 32V33H203L202 35L205 39H209L211 38ZM214 35L215 34H212V36ZM234 35L236 36V38ZM237 36L239 38H237ZM230 37H232L233 40L232 38L230 39ZM189 40L193 41V39H190V38ZM226 41L228 42V44ZM219 42L216 39L213 42L214 43L213 47L207 45V43H204V48L209 53L210 57H217L218 55H221L220 50L222 48H220ZM224 42H226V44ZM227 56L231 58L230 55H227ZM226 57L224 56V58ZM238 57L241 58L242 56L239 55ZM188 58L189 56L187 57V59ZM240 58L238 60H242ZM252 58L254 59V62H256V65H259V66L252 65V62H253ZM252 58L250 60L251 63H249L251 65L248 64L250 68L248 69L249 66H247L245 68L246 71L244 69L243 72L242 71L239 72L240 78H246L248 80H252L251 82L248 81V83L249 82L254 83L253 80H258V81H260V79L264 80V62H261V59L263 58L259 59L257 56L255 57L253 56ZM217 61H215V63ZM257 61H260V62L257 63ZM218 62H222V61L220 60ZM253 66H256V68ZM254 68L257 70L256 72H254L255 71ZM250 70H252L253 72H251ZM223 72L224 71H221L220 73H223ZM215 75L216 76H214V78H217L218 76H219L218 78H220L221 74L219 75L215 74ZM207 76L208 74L204 72L202 76V80H203L202 83L203 85L205 84L206 88L208 85L206 83L209 82L207 79L209 78L210 75L208 76V78ZM261 81L260 83H262ZM215 105L216 104H211L210 106H212V109H214L213 107H215ZM20 107L21 105L19 106V110H20L19 113L24 112V109ZM19 113H18V116L21 119L23 115H25V112L22 113L23 115L20 113L21 116L19 115ZM20 130H22L21 126H20ZM30 137H32L31 131H29V138H28L30 140H26L25 138H22L21 143H19L18 141V145H22L23 147L22 148H19L20 146L16 147L17 151H20V152L16 151L15 159H17L16 162L18 163L20 168H23L19 160L21 159L22 155H23L22 158L26 157L23 160V162L27 160L25 163L28 162L26 164L28 166L27 167L24 166L25 167L24 169H27L29 171L28 173H30V176H34L37 174L36 172H39L36 166L42 167L43 161L41 160L40 153L37 152L38 151L37 148L36 149L34 148L35 146L33 145V140ZM205 141H206V138L203 137L202 142L204 143ZM208 141L209 140H207V142ZM27 144L29 146L30 145L32 146H30L29 148ZM25 148L27 150H25ZM23 149L29 155V157L27 156V154L25 155V152L24 153L22 152L23 154L21 153ZM29 149L31 150L33 154L36 153V156L35 155L33 156H35L38 160L33 158L32 153L30 152ZM197 149H198V145H196L195 149H192L189 153H196L195 156L193 157L198 158V159L199 158L204 159V160H207V159L212 160V163L210 166H207L203 170H201L200 177L199 179L197 178L198 181H196V183L198 184L196 185L197 192L195 191V193L193 194L194 196L193 195L191 196V198L189 199V202H187L188 200H183V198L187 196L188 193L191 192L192 190L191 188L188 189L186 193H181L182 198L180 199H177L174 193L171 191L167 190L168 193H166V191H163V193L160 196L162 200H164V197H165V200L163 202L161 201L159 194H157V196L154 194L153 197L151 195L150 197H148L145 207L141 211L135 212L130 207L128 206L126 207V211L123 214L129 215V219L134 221L132 222L134 226L132 227V229L126 230L124 234L120 231V225H119L118 219H117V223L115 227L112 226L109 220L95 221V224L93 223L94 233H93V238H92V246L98 247V248L113 249L117 264L119 262L123 263L125 261L126 262L134 261L135 263H132V264H139V263L156 264V262L162 263V264H186L190 256L193 255V253L196 251L197 245L200 242L199 237H201V235L199 236V231L201 229L199 228L201 227L203 220H205L209 216H214L213 218L216 221L215 223L217 224L219 222L217 224L218 225L217 228H221V227L225 228L226 224L230 220V217L235 211V209L239 205H242L245 203V201L249 197V194H250L249 192L251 191L252 182H250L251 178L249 177V175L251 176L250 169L252 168L251 163H250V158H251L250 152L245 151V150H238V151L234 150L232 147L229 146L227 139L216 140L214 144L206 146V147L204 146L202 147V150L200 151H198ZM0 162H1L0 164L1 166L2 161ZM23 165L25 164L23 163ZM198 170L199 169L196 167L195 175H198ZM70 183L71 182L68 180L67 184H68L69 191L72 188L70 187L71 186ZM72 186H74V182L72 183ZM154 198H157V199H154ZM155 200H157V202L159 201L158 204L161 203L160 204L161 208L159 209L157 208L158 204H155L156 202ZM153 206H155V208ZM196 224H197V228H196ZM209 229H210V221L208 222L205 228V231H208ZM204 235L206 234L204 233ZM129 254H132L131 258H128Z\"/></svg>",
  "mask_w": 264,
  "mask_h": 264
}]
</instances>
